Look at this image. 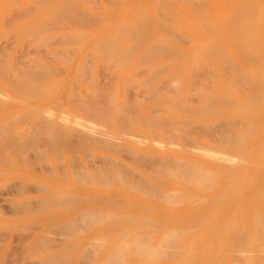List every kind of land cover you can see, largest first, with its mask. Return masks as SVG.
<instances>
[{"label": "rangeland", "instance_id": "obj_1", "mask_svg": "<svg viewBox=\"0 0 264 264\" xmlns=\"http://www.w3.org/2000/svg\"><path fill=\"white\" fill-rule=\"evenodd\" d=\"M36 1L37 0H0V60L3 59V60H1V62L2 63L5 62V63H3V65H1V62H0V68H1V66H3L1 69L5 68L4 69L5 71L0 70V72H2L3 74L6 72L4 75L2 73H0V92L4 93L5 97L3 98L4 95H2V98L6 99V100H0V150H1V146H2V150H3V151L2 150L0 151V156L1 155L3 156V157L2 156L0 157V264H42L43 262H44V264H46L45 262H47V264H49V263L50 264H59V263L60 264H67V262H70L68 264H79V263L80 264H84V263L88 264L92 261V259L94 257L95 258L93 259L92 263H90V264H100L101 262L102 263L104 261L106 262V260L109 259L108 257L112 256V254H111V256L109 255L111 253V250L113 252L112 257H114L115 252L112 248H115V247L122 248L123 252H124L125 248L121 247V244L124 242H126L127 247H130L131 252L133 251L135 253V256L133 254H131V256H126V258H124V260L120 261L121 264L123 261H124V264H126V263H128V264H140L139 262H141V264H186V263L187 264H214V263L215 264H232L234 259L231 258V256L233 255V254L231 255V253L233 252V250H234V252H236L235 249L237 250L236 247L234 248L233 243L236 242L234 244L236 245L238 243V246H239V244H240L239 242L242 243V242H245L246 240L250 241V239H247L248 233H250L249 229H248V232L246 230L247 233L245 232V234H244V232H243V234L245 236L244 235L241 236L242 233H240V236L244 237L243 239L246 238V240L243 241V239H242V241L238 242V239L236 238V237H238L239 232L244 231V229L248 228V226H247L248 222L247 221H249L250 219L248 216H245V214H246L245 212L246 211L252 212V214L254 216L252 219L253 220L252 222H255L257 220V222H255L256 227L252 228V235L253 236L256 237V235L261 231L260 229L264 228V0H204V1L198 0L200 4L202 3V6L199 3L197 4V2H198L197 0H196L197 1L196 6L194 5L195 4L194 0L192 3L190 1H187V0H181L184 3L179 2V1H175L176 4L172 3L171 0L170 1L168 0L172 4H175L174 7L172 5L173 8L170 7V3L166 0L165 2H168L169 4L165 3V7L167 6V8H171V9L164 8L162 6V4H164V2L161 4L162 7L160 5H158V3H156V2L159 0H116L117 2L114 0H99L100 2L98 0H90V1L89 0H68L69 2L67 0H66V2H65V0H50L48 2L46 0V3L47 2L48 3L45 4V2H44L45 5L42 7V5H43L42 2L44 1L43 0V1H39L42 3V5H41V3H39L40 6L37 5V7H39L38 9H37V7H35ZM70 1L73 3H71ZM104 1H106V2L108 1V2L106 3ZM111 2H112V4H111ZM161 2H162V0H161ZM177 2H179V3H177ZM105 3H106V5H105ZM118 3H120V4H118ZM182 3H183V5H182ZM115 4H116V6H115ZM58 5L60 7H58ZM71 5L76 6V9H75L76 14H74V12L70 11L71 9L74 10ZM78 5L80 7H77ZM157 5L159 6V8L161 10L163 8H164V10L166 9V11L163 10V13H160V15L163 14L162 17L165 15V13L171 12V16L172 15L173 16L170 17V19L172 18V22L174 21L173 24H171V20L168 18V16H170L169 14H167L168 16L165 20H166V23L169 20L170 24L168 26V23H169L168 22L166 28H164L165 26H163L165 24L164 17L160 18L161 16L159 17V15L158 16L156 15V18L158 19V17H159L160 19H162V20H160V23H161L160 25L158 23L159 21L154 22L155 25H158L156 27H155V25H153V22H151L152 23L151 24L149 21H147V18H148L147 15H149V16L152 15L149 18L156 20L154 14H158L157 12H159L160 9L159 8L157 9L155 7L157 10V11H155V8H153V6H157ZM33 6L35 8H33ZM64 6H65V9L67 11L65 9H62V8H64ZM67 6L71 7L70 10H68L69 8ZM98 7H100V8L98 9ZM201 7H204V8L201 9ZM23 8L26 11L29 10L30 12L28 11L29 13H27ZM27 8H28V10H27ZM31 8H33V9H31ZM58 8H60L61 11L60 10L58 11L57 10ZM18 9H19V11H18ZM53 9H54V11H52ZM188 9L191 10L192 13H194L193 11H195V9L197 11H200V12L202 11V12H204L203 14L206 16L203 15L204 18H202V19H201L202 14H200L201 17L196 16L195 14H193V15H195V16H193ZM8 10H10V11H8ZM12 10H13V12H12ZM14 10H16V11L14 12ZM31 10H32V12H31ZM62 10L65 12L66 15L64 14V12H62ZM51 11L52 12L58 11L57 13L54 14L57 16L56 17L52 16ZM61 12L64 15H62ZM66 12H68V13L70 12V14L68 15ZM77 12H78L79 21H78V19H76L77 18ZM160 12H162V11H160ZM15 13H17L18 15H20L22 13L23 16H25V17H26L25 14H27V17L26 18L21 17V15H22L21 14L20 18L18 17V15L15 16V18H14L13 15H16ZM48 13H50L51 15H49ZM58 13H59V15L61 13V15L59 16ZM71 13L74 14V18L76 19L75 23H73L74 18L72 19ZM144 13L146 14L145 16H147V18L144 16L145 17L144 20L146 19L147 23L145 26L143 25L145 28H143V26L142 27L140 26L141 28H143L142 29L143 32L145 33L144 29H146L148 22H149V24H151V26H153L151 28L155 27L156 30L158 29L157 31L153 29L154 31H156L155 35L158 34L157 32H159V33L162 32V34H158L159 35L158 37L155 35H153L151 37V34H146L147 36L149 35L148 37H146V38H149L148 41L144 37L145 35L143 36V32L140 33L141 30L139 31V29H138L139 26L135 27L133 25V24H137V23H140L139 25L144 24V23H142V20L140 19L141 17H143L142 15ZM47 14L49 15L48 17H47ZM91 14H92V16H90ZM197 15H199V14H197ZM65 16H68L69 18H67V20H66ZM83 16L85 18H83ZM16 17H18L19 19ZM53 17H55V19ZM60 17L62 18V21L60 20L61 19ZM80 17H82L83 20ZM95 17H96V19H93ZM5 18H7L8 21L7 20L5 21ZM9 18H10V20H9ZM56 18L59 20V22H58V20L56 21ZM70 18L73 21V22H71V20H70L71 24L68 21ZM11 19H14V20H11ZM91 19H93V20H91ZM63 20H65V21H63ZM144 20H143V22H144ZM43 21L49 22V24H47L48 25L47 27H45L44 23H41ZM76 21H78L79 23H76ZM128 21H131L132 24L130 23V28L126 27V30L128 31V29H129V31H130V30L134 29L133 30L134 32L133 31H131V32H133L135 34V31L137 29V31H139V33L142 35V38L143 39L145 38L144 40H146L145 44L142 43L143 39L141 37L140 38L142 40H140V38H139L138 43L136 42V40H133V42H134L133 45H135V44L139 45L140 41L142 44H144L141 47H138L139 49H137V47H135V46L131 47L130 46L131 43L129 44L128 41L125 40L126 37H127V39L129 37H133L134 36L133 34H128V35H130L129 37L126 35L123 38L121 37V35L119 36V34L118 35L115 34V32L117 33V30L115 29V27L118 29L117 26L120 25V27H121L124 24L125 25L127 24V26H128ZM161 21L162 22L164 21V22L162 23ZM85 22H87V24L84 26V24H82V23H85ZM10 23H12V24H10ZM202 23L206 24V27L204 25L205 29L202 28L204 30V32H202V33H204V35H203V38H200L198 36L199 34H197V33L202 31L201 29H200L201 31H199V29H198L200 27V25L203 26ZM8 24H9V26H8ZM40 24H41V26H39ZM42 24H44L43 25L44 27L42 26ZM52 24H55L56 26L54 27V25H53V27H52ZM75 24H81L82 26L81 25L77 26ZM178 24L182 27H179ZM29 25H31L32 27L37 25L41 29H43L44 34H45L44 36H42L43 31L41 29H38L39 27L37 28V26H36V28L39 31L41 30V33L39 34L40 35L39 38L34 36L35 38L41 39V41L39 40V44H37L38 41L35 42V39L33 41V38H34L33 35L38 34V32L37 33L35 32L37 29L36 30L32 29V28H30ZM161 26H163L164 29H161L162 28ZM27 27H29V29ZM51 27H52V29H51ZM63 27H65V28H63ZM44 28H46V33H45ZM53 28H54V30H53ZM66 28L70 29V31ZM175 28L176 29L178 28V30H176ZM206 28L208 29V31L206 30ZM26 29H27V31H30L32 29V34H33V35L31 34L32 37L27 36L26 35L27 32L23 33V31L25 32ZM47 29H49V30H47ZM64 29H66V30H64ZM166 29L168 31V34H167V31H165ZM33 30H34L35 34L33 33ZM51 30H53V31H51ZM153 30H151L149 32H153ZM163 30H164V32H163ZM171 30L172 31L174 30L173 33H175L176 35L178 34V35L175 36L174 34H171V32H172ZM67 31L69 32V34ZM73 31H76L79 33L73 34L74 33ZM127 31L125 33H129V31L128 32ZM108 32H109V34H107ZM119 32H120V30H119ZM146 32H148V30ZM80 33H81V35H80ZM165 33L167 34V36L163 35ZM23 34H24V36H23ZM54 34H56V35H54ZM120 34H121V32H120ZM169 34H170V37H169ZM61 35H63L61 38L65 37V36L67 38V36H68V38H70L74 42V44H71L72 41H70V39L68 41L67 40L68 38L66 40L60 39ZM102 35L104 38L107 35V38L112 39V40L113 39L115 40L116 38L120 37V39L118 40V41H120V44L123 47L126 46V49H129L128 51L123 52L124 53L123 56H125V54H127V53H128L127 57H128V55H130V53L135 54L134 57L132 55L131 59H129V57H130L129 56L128 60L118 58L117 56L113 57V60H115V61H116V59L117 60L122 59V60H120L121 62H124V63L127 62V64L124 66V69H122L123 66H119V65H117V68H116V65L113 61H112V63H114V67L110 66V64H111V63L109 64V62H111L110 59H109L110 61H108V60L102 61L106 57H107L106 59L109 58L108 56L111 54V52H114L113 51L114 48L111 52L108 51V54H105L104 52H102V53H104V55H102V53L97 54V53L92 52V50L94 49L93 46L97 49V52H99V50L102 49V47L100 45V43L102 44V41H103L102 40L103 37L101 38ZM115 35H116V37H114ZM123 35H125V34H122V36ZM160 35H162L163 37H161ZM172 35H173V38L175 36V38H174L175 40L172 39L174 41L170 40ZM94 36H96V37H94ZM27 37H28V39H26ZM71 37L75 40H73ZM137 37H139V36L137 35ZM184 37L189 42L192 40L191 41L192 43H187L186 41L183 42ZM187 37H189V38L191 37V40L188 39ZM201 37H202V35H201ZM31 38H32L33 42L30 41ZM78 38H80V40H78ZM134 38H135V36H134ZM181 38H183V39L181 40ZM23 39L25 40V42ZM106 39H105V41H107ZM123 39L125 41H123ZM157 39H162V40L157 41ZM90 40H91V42H89ZM50 41H51V43H50ZM57 41H59V43ZM62 41H63V43L65 41V43H64L65 46L62 45L63 44ZM66 41H67V44H66ZM110 41L111 40H109V42ZM130 41H132V40H130ZM155 41H156V43L159 44V46L158 45H155V46L160 47L161 44L164 45L163 49H161L162 48V45H161V48L159 49V53H161V54L167 53L168 55L166 57V55L163 54V56H165V57L160 58L161 54L155 52V53H157V55H159V57L158 56L157 57L160 59H158L157 57H154V55H152L155 60H152L151 63L148 62V65H149V67H151V69L149 71L147 70V72H143L141 69L148 67V65H146V67H145V65L142 64L143 66H141L140 61L142 58H144L143 56H141V54H144L145 50L147 51L148 46H150L151 49H154V48L156 49L157 47L153 46L154 45L153 43ZM175 41L176 42L180 41V42L176 43ZM53 42H55V43L57 42V43L55 44ZM76 42L78 44H75ZM112 42L113 41H111V43ZM29 43H30V46H28ZM95 43L98 45L96 46ZM45 44L47 45V47ZM112 44L109 43L108 47ZM23 45H24V47H23ZM48 45H50V46H48ZM127 45H129V46L127 47ZM103 46H104V43H103ZM165 46L168 48H166ZM120 47H117V49ZM76 48H78V49H76ZM74 49H76V50H74ZM82 49H83V52H82ZM106 49H107V47H106ZM135 49L137 51H135ZM201 49H203V50L205 49L204 52L205 51L206 52L202 53L203 51H201ZM49 50L51 52L53 50V52L51 53ZM54 50L56 51V53ZM64 50H67V52H65ZM69 50H71L72 52L70 51V53H69ZM123 50H125V49H123ZM149 50H150V48H148V51ZM62 51H63V53H62ZM94 51H96V50L94 49ZM199 51H200V53H199ZM60 53L62 54V56ZM215 53H217V55ZM63 54H65V55H63ZM95 54H96V56H95ZM116 54H118V53H116ZM145 54H146V52H145ZM151 54H153V53L150 52V55ZM178 54H180V55H178ZM206 54H208V55H206ZM195 55H196V57H195ZM86 56H90V58H88ZM118 56L120 57L122 55H118ZM213 56H215V57H213ZM51 57L53 58V60ZM153 57H151V58H153ZM48 58L52 62H50V61L48 62V60H49ZM101 58H103V59H101ZM139 58H141V59H139ZM149 58H150V56H149ZM45 59H46V61H45ZM59 59H61V60H59ZM67 59H68V61H67ZM100 59L102 62L100 61ZM144 59H142V61ZM197 59L200 61L197 62L196 61ZM93 60H94V62H93ZM137 60L139 61L138 64H140V66L138 65L139 67L136 68L137 70H135L134 69L135 67H133V65H134L135 61H137ZM36 61L38 62V64H37L38 66L35 65L36 63L34 64V62H36ZM82 61H83V63H82ZM120 61L118 62V64L120 63ZM194 61L197 62V63H195L197 65L196 69H195V67H193L195 65H193V66L191 65ZM215 61H217L218 63H216ZM84 62L88 63L90 66H88L87 64H84ZM29 63L30 64L32 63L33 65L32 64L30 65ZM101 63L103 65H101ZM39 64L43 65L46 70L47 69H51V70L53 69L54 70L56 68L57 70H59L58 72L61 71L59 74L60 75L62 74V75L60 76L58 74V76H57L58 72L55 75L54 73H52L53 71H51V74L49 75L50 78L47 77L48 79H45V81H47V82H45L43 78H46V77H43L44 75L42 74V72L44 73V71L41 70L42 71L40 74L41 77L38 76L41 79L38 78L39 79L38 81H39L40 85H41V83H43L44 84L43 86L42 85L40 86L39 84L38 85L34 84L35 80L32 82V85H35L36 88L32 85H30L29 86L30 88H29V87H27L28 85H24V84L20 85L19 83H17V84H19L20 87H22V88L24 87L23 89H26V87H27V90L30 89V91H31L30 94H32L33 97L35 94L37 97V98L34 97L35 99H33V97H32L31 98L32 100L31 99H25V98H23V96L26 94L25 92L27 90L26 91L24 90V92H23V89H22V91L19 90L20 87H18L19 89L18 88L16 89L15 85L13 86V84H16V82L10 80V77L12 76L11 74L13 73V71H15V73H17V74L21 73V77H24L25 76L24 71L26 69H29V68H26V66L28 67V65H30L32 70H34V68L35 69H39V68L44 69V67L39 66ZM145 64H147V63H145ZM179 64H180V66H178ZM86 65H87V67H86ZM32 66H34V67H32ZM88 67H89V70H86ZM132 67L135 71L131 69ZM152 67H155L157 70L155 71L154 69H152ZM162 67H163V71L158 70V69H162ZM6 68H8V69H6ZM17 68H19V71L23 69L24 70L23 73L21 71L18 73ZM61 68H64V69L66 68V69L64 70ZM91 68H92V71L90 70ZM98 68H100V69L98 70ZM147 69H149V68H147ZM8 70H10V71H8ZM102 70H103V73L105 71H109L110 76L108 74H106L107 72H105L104 76H103L102 72H100ZM110 70H111V72H110ZM139 70L142 71V73H140ZM151 70H153L158 75L157 76L155 74H152L153 76L155 75V81L153 80L154 77L150 76L151 72H153ZM193 70H194V72H193ZM76 71H77V73L82 74L83 78H82V75H79V74L77 75ZM82 71L86 72V73L83 74ZM191 71H192V73H195V75H194L195 77L193 75H191ZM54 72H56V70H54ZM9 73H10V75H9ZM45 74H47V72ZM52 74H54V76H52ZM131 74H132V79H130ZM201 74L204 76H202ZM190 75L193 76L194 79ZM47 76H48V74H47ZM129 76H130V78H129ZM136 76H137V78H136ZM148 76L151 77V81L153 80L154 82L152 81L150 83L149 82L150 80H147V79H150ZM197 76H200V78H197ZM201 76H202V78H201ZM5 78H7L9 80H7ZM87 78H88V80L91 78L90 80H93L94 83L91 84L92 81H90V80L88 81ZM143 79H145V80H143ZM204 79H206V80H204ZM12 80H14V79H12ZM72 80H74V82ZM101 80H103V82ZM7 81L9 82V84L7 83ZM16 81H19V79ZM51 81L53 83H51ZM95 81L98 82L99 84L98 83L95 84L96 83ZM141 81L142 82L148 81V83H149L148 85L150 88L148 86H146L147 83H145V82L142 83ZM138 82H141L144 86L143 85L141 86V84ZM190 82L192 83V86H190L191 85ZM10 83L12 84V86L10 85ZM45 83L46 84L50 83V84L46 85ZM72 83H73V85H72ZM100 83L102 85H105V88ZM160 83H161V86L159 85ZM204 83H205V86H204ZM196 84L197 85L200 84L202 86L201 87H199V85L195 86ZM98 85H99V89H100L99 91H97V89H95V88L93 89V87H95V86L98 88ZM108 85H110V86L108 87ZM16 86H18V85H16ZM178 86H179V88H177ZM193 86L195 87V90L197 91L196 93H195V91L194 92L192 91V90H194ZM13 87H14V90H12ZM72 87L73 88L76 87L77 90L79 88V93L84 98V101H83V99L80 98L81 96L78 95V93L75 94L77 91H76V89H73ZM100 87H102V88H100ZM147 87L149 89H147ZM190 87H192V89H190ZM70 88H72L71 89L72 91L70 90ZM157 88L158 89L160 88V89L157 90ZM202 88L204 90V91L202 90L203 91L202 92L203 98L200 97L199 99L200 100L203 99V102H204V100L206 101V103L204 102V106L206 104L207 105L206 107L208 109L205 107L206 109L204 108V110H205V112H207V113L209 112V113L205 114L204 111L202 110L203 112L201 114H203V115L201 116V114L200 115L198 114L200 112L189 113V111H188L187 112L188 115L185 114V112L187 110L184 112L183 111L180 112L185 106L186 107L190 106L191 108H193L197 105L199 106L198 103H200V101L197 100L198 101L197 102L195 100L198 99V90L202 89ZM35 89H38L37 92L40 91L41 96H39L40 93L38 95L36 94L37 92L33 93V91H36ZM161 89H164L165 92ZM170 89L172 90L173 94L170 93V91L166 92V90H170ZM175 89H177V90H175ZM178 89H179V91H178ZM189 89L192 91L193 94H190L191 91ZM205 89H206V91H205ZM17 90H19V93L18 92L16 93ZM94 90H95V92H94ZM30 91H28V92H30ZM128 91L132 92V95H130V98H129V94H131V93H129ZM173 91L174 92L176 91L177 93L176 92L174 93ZM21 92H22L23 96L20 95ZM102 92L104 94L103 95L101 94V97L97 96L99 93H102ZM109 92L111 95L115 93L112 96L110 95L111 98L108 97V98H110V100L113 99V100H111L114 102L113 108H114V106L117 107L115 109L116 112H117V109L119 108L118 113H120L119 111L122 110L123 114H121L122 112L120 114H118V113L115 114L113 111L112 112L115 114V116L121 115V116H119V119H121L122 116L124 115L123 118H125L127 121L125 119L123 120V118L121 120L126 121L124 123H129V121H130L129 126L132 125L130 128V131L134 132V135H136V132H137V134L139 133L140 139H143L141 137L142 133L146 134V131H147L146 125L144 123H146V124L148 123V121L151 118L150 116H152V117L154 116L152 118V120L155 121L156 120L155 117L157 116V114H158V116H157L158 119H160V118L165 119L166 118V121L168 124H170V122L172 124H174L172 127L176 126L178 129L183 128L185 131H189V129L190 130L192 129V130H194V133H197L199 131V129H202L203 131H206V132H204L206 135L211 134L213 139H210L209 136H207L209 138H205V140L207 141V144L212 146V148L216 147V149L211 150L212 152L215 151V153H216V151H218L216 155H218V154L220 155L221 152L224 153L223 156H221L222 154L220 156L218 155L220 158L219 160L221 161V159H222L221 164H223L224 167L229 168V170H230L229 176L222 174V173H219V172H217V174L215 176H212L211 179L214 180V182H216V180H218L217 183L212 184L213 186L211 189L212 190L211 193H213L214 197H213V199H208L204 203L206 206V211L210 212L211 209L217 210L216 214L214 215L215 221H216L214 228H212V227L211 228L197 227V226H195V224H194L195 222L193 220L188 222V223H181V221H174V223L177 226L174 223L169 224V222H167V219H169V214H167V212L165 211V208L162 205H158L157 207L154 206L153 208L145 207L144 208L145 211L142 207H134L132 210H128V211L98 212L99 211L98 206L93 203L91 206L93 208L90 207V211L93 210L94 211L93 213L97 216L99 213L102 214V220L105 219V216H106L105 214H107L109 212L108 214H110L111 216L110 215H109V217L106 216V218L108 217L110 219V217L112 218V215H114V216L116 215V217L120 216L121 218H126L127 215L128 216L132 215L133 217H128V219H126V220L130 219L129 221H132V222L130 224H124L123 223V224H115L114 226H112V225H108L106 223V220L105 221L103 220L102 223L100 222L101 223L100 224L99 222L96 221V219H95L96 217L94 216V214H92L94 216L95 221L99 224L95 223L96 224L95 225L93 223V225H94L93 226V225H91V222L89 220H85L86 221L85 224H87V225H85V224H83L84 221L82 220V217L79 218L80 215L77 218L82 220V221L79 220L80 221L79 225H81L82 227L79 228L77 226L78 224L73 225L74 223H70V222H76V223L78 222V219L76 220L75 218H76V215L78 214V212L80 211V209L76 206V201L70 197H68V200L70 203L67 202V204L65 205L64 202L68 201V200L64 201L66 199L64 197L65 195L62 194L61 196H59V195L57 196V194H55L56 191L53 189V187L54 188L59 187L64 183V179L62 176L63 170H61V172H60L61 166H62L61 169L62 168L65 169L64 172L66 173L67 170H69V171L72 170L69 166H71L73 164H75V167H73L74 165L72 166L73 171L74 172L75 171L80 172L79 171L80 166H82V168H83V166L85 165L87 167L93 168L94 165L95 166L98 165L97 167H100L99 166L100 163H101V165L104 163V161L100 160L101 158L103 159V157H101L102 156V150L100 147L106 145V143H104V144L102 143L101 146H99V150H98V148L94 149L93 147L95 144L94 143L95 140L92 139L91 143L92 144L94 143V144L91 146V145H89L90 142H88V141H90L91 138H89V140L87 138L89 135L88 132L92 131L91 129L95 130V128H96L95 126H97V124L100 123L101 125H104L103 122H100L97 119V116H98L97 114H99V112H100L101 114L106 115L105 112H107V109H108V111H110V109H109L110 107L108 105H109V102L111 103V101H109V99H107ZM126 92H128L129 94ZM87 93L89 95L91 94V96H94L95 99L94 100L90 99V98H92L90 96H88V97H90L88 99V97L86 95ZM96 93H98V94H96ZM30 94L28 93V98L31 96ZM153 94L157 95V97L155 96V98H151V97H153ZM184 94H185V96H183ZM124 96L126 97L127 101L125 100ZM134 96H136L137 99H134V98L132 99V97H134ZM179 96H183V97L178 98ZM10 99H12V100L14 99L13 101L16 100V102H13ZM79 100H80V102H79ZM89 100H91V102L92 101L93 102L91 103ZM106 100H108V102ZM128 100H130L129 103H128ZM133 100H136V102H133ZM168 100H169V103L167 104ZM85 101L89 102V103L85 104L86 103ZM101 101H103V102H101ZM122 101H123V103H122ZM137 101L139 103L140 102L141 103L139 104ZM179 101L180 102L183 101L182 103L184 104V106L182 104H179ZM189 101H192V102H189ZM81 102H83V103H81ZM126 102H127V104H126L127 106L122 105L123 109H120V107L122 108L121 104H124ZM130 102L132 103V105ZM214 102L216 103V105ZM97 103L100 106L99 105L97 106L96 105ZM78 104H80V105H78ZM92 104H93V106L95 105L96 108L97 107L100 108L102 106L103 107H109V108H103L102 107L101 110H99V108L98 109L95 108L93 110L94 107L92 109L90 108L92 110L91 112L95 111V113L94 112L92 113V117L94 116L99 121V123H98V121L96 122L95 119L93 120V118L90 117L91 112L89 113L90 109L88 107H90V106L92 107ZM82 105L86 106V107L84 108ZM111 105H112V103H111ZM128 105H130L131 107ZM77 107H78V109H77ZM80 107H82V108H80ZM155 107H157V109L153 110V108H155ZM30 108H32V109L30 110ZM33 108H34V110H33ZM75 108H76V110H75ZM113 108H112V110H113ZM126 108H128L127 111H126ZM180 108H182V109L180 110ZM37 109H39V110H37ZM86 109L88 111H86ZM131 109H133V111ZM45 110H46V112H45ZM158 111H160V112H158ZM81 112H82V114H81ZM112 112H111V115L107 113V115H108L107 118L110 115V117H109V119L111 118L110 120H112ZM124 112L127 113V115H129V116L125 115ZM211 112H212V114H211ZM42 113H43V116L45 117L44 119H43ZM85 113L87 114L86 115L87 117H85V120H82L83 119L82 116L85 115ZM37 115H39L40 117H38ZM88 115L90 118L88 117ZM46 116H47V118L49 116L50 119H47ZM74 116H76V118L78 117V118H82V119L78 120V118H77V120H78L77 121V120H75ZM130 116L133 118V120ZM37 117L40 118L41 120L38 119ZM129 117H130V119H129ZM146 117H148V118L150 117V118L146 119ZM86 118L87 119L89 118V120L91 119L90 122L92 121V123H93V121H95L97 123V124L95 123L96 125L93 123L95 125L94 126L95 128L94 127L89 128V126H93L92 123L89 126L87 124V127L90 131L87 130V127H84V124L86 126V123H89L86 121L87 120ZM115 118L118 119V117H115ZM135 118H137V119L135 120ZM183 119H185V121H186V119H190L193 121H192V123L190 122L191 124H189L187 126V124H183V121H184ZM74 120H75V123H73ZM141 120H142V122L140 124ZM207 120H208V122H207ZM176 121L179 124L184 125V127H182V125H179ZM47 122H51V123H47ZM201 122L203 123V125L198 126L197 123H201ZM149 123H151V122H149ZM74 124H76V125H74ZM106 124H107V122H106ZM42 125H44V126H42ZM82 125H83V127H82ZM110 125H111V123H110ZM59 126H62L64 129H66V127H67V130L70 129L72 131V134H68L69 139H68L67 135L66 136L62 135V134L61 135H62V137L65 136L64 138H62L63 140L66 141V143L64 141L65 144H67V142L68 143L70 142L73 144L70 145V143H69V144H67V146L65 145L66 150L65 149L63 150V148H65V147H64V145L60 144L61 142H63L60 138V135H59V138L52 137V135L54 136L56 134V136H58V134H57V132L56 133L54 132V134H52V132H51V136H50V137H52L51 139L54 140L55 142H58L59 140H61V141H59V145L63 146V147H60V150H59V146L57 145V143H55L56 147L58 146L57 147L58 151L54 147L55 148V155H52V154H54V150L52 147L54 144H52V146H51V144H50L51 139L49 140V138L47 136H45V135H47L45 133H49L52 130L58 131V128L59 129L61 128ZM144 126H145V128H144ZM192 126H196L195 129H193L194 127L191 128ZM56 127H58V128H56ZM71 127H73V128H71ZM97 127H99V126H97ZM107 127H109V125ZM111 127H115V125H112ZM116 127H117V124H116ZM206 127H207V129H206ZM225 127H226V129H228V131L225 129ZM29 128H31V130H29ZM34 128H36V129H34ZM63 128H62V130H63ZM80 128H81V130H80ZM82 128H84V129L86 128L85 131ZM197 128H199V129L196 130ZM47 129H49L50 131ZM75 129H76V132L74 131ZM99 129L100 128H98V129L96 128L97 133L99 132L97 134V136L100 135L101 129L100 130ZM230 129H231V131H230ZM143 130H145V131H143ZM195 130L197 132H195ZM207 130H208L209 134H207ZM225 130H226V132H225ZM28 131H30V132H28ZM209 131H211L212 133H210ZM43 132H45V133H43ZM82 132H84V133H82ZM215 132H217V133H215ZM220 132H221V134H220ZM222 132L223 133L225 132L226 135L228 133L227 137H225L226 135H223V137L221 136L222 138H220V136H218V134L222 135ZM29 133H30V135H29ZM33 133H35V134H33ZM92 133H94V131L90 132V135ZM190 133L192 134L193 132L191 131ZM230 133L233 135H231ZM205 134H204V137L206 136ZM229 134L231 136H229ZM94 135L96 136V132L93 134V136ZM213 135L215 138L213 137ZM136 136L138 137V135H136ZM136 136H133V139ZM96 137H94V138L97 140L98 138H96ZM229 137H232L233 140L228 139ZM233 137H235V138H233ZM139 138L138 139L135 138L134 141L137 142L136 141V139H137L138 140L137 143H140L141 141L139 142V140H140ZM225 138L227 141L225 142V145H222V143H224V142L221 143V140L223 139L225 141ZM84 139H86V140H84ZM79 141H80V144L83 146L84 150H82L78 146ZM228 141H230V142H228ZM74 142L78 143V145L75 144ZM216 143L218 146L216 145ZM19 144H21V145H19ZM232 144H233V146H232ZM16 145H17V147H16ZM73 145L74 146L76 145L75 147L78 146V148H79V151H77L78 152L77 155H76V153L74 154L73 152H76V150H78V148L75 150ZM88 145H89V147H88ZM28 146H30V147L28 148ZM70 146L73 148L71 149ZM69 148H70V150H67ZM23 150L26 153L20 152ZM50 150H52L53 153H52V151L50 152ZM207 150H209V147ZM194 151H196V150H194ZM61 152H62V154L60 155L59 153H61ZM42 153H44V154L42 155ZM56 153H57V155H56ZM70 153H72L71 156H70ZM73 154H74V156H73ZM87 154H89L88 156H90L91 158L93 156H95V157H93L95 159H93V160L91 158L87 159L88 158ZM90 154H92V156ZM120 154H121V152H120ZM122 154H123L122 157H124V159L121 157H118V158L128 162L130 157L127 156L129 159L126 160L127 157H125V156L129 155V154H127V153L125 154V152H122ZM81 155L84 156V158L87 160L88 163L85 161V159L83 157H81ZM234 155H235V157H234ZM25 156L27 159L24 158ZM75 156L78 158H76ZM96 156H99L100 158L96 157ZM236 156H238V157H236ZM60 157L63 160V163H62V160L60 162V160H59ZM69 157L70 158L73 157L74 161H76L77 159L80 161L79 170H78V162L79 161L77 160L76 161L77 163H75L74 161H70ZM46 158H47V160H46ZM57 158H58V162L56 161ZM108 158L111 159V161H112L113 155L111 154V152H110V155H108V157H106V161H109ZM24 159L26 160L25 162H24ZM38 159H40V161ZM229 159H232V160H229ZM1 160L5 164H3L1 162ZM42 160L44 163H40ZM44 160L48 161L49 163L45 162ZM223 160H229L230 162L228 163V161H223ZM55 161L57 163H55ZM27 162H28V164H25ZM30 162H31V164H30ZM89 162H90V165H93V167L89 166ZM234 164H236V165L234 166ZM59 165H60V167H59ZM14 166H15V168H14ZM205 168L209 169V168H211V166L209 167V165L207 166V163H205ZM232 168H233V170H232ZM57 171L60 174L62 173L61 174L62 177L60 176V174ZM73 171H71V172H73ZM47 172L48 173L53 172L51 175H53L54 177H52L51 175H47L48 174ZM160 178L165 179L167 177L165 176V174H163V175L161 174ZM78 183H80V182H78ZM39 184L40 185L42 184V185L39 187ZM43 186L45 187V189L47 187H51V188L45 190V189H43L44 188ZM41 190H43V191H41ZM69 191H71V193H73L72 190H69ZM223 195H224V197H222L221 199L218 198L219 196L221 197ZM62 196H63L64 200H60ZM82 196H84V195H82ZM50 197H54V199L56 198L57 200H55V201H58V200L62 201L61 206L60 205L58 206V204H60V203L57 204V202H56L57 205L55 204L56 207L53 206L54 204H51L50 205L51 207L48 206L47 204H50V201H51V203L52 202L55 203L53 198L50 199ZM49 199H50V201H49ZM43 200H45V201H43ZM213 200H215V201H213ZM236 200H238V201L235 202ZM60 201H58V202H60ZM71 201H72V203H71ZM42 202H44V203H42ZM63 203H64V205H63ZM97 204H98V202H97ZM235 204H237V205H235ZM39 206H40V208H39ZM86 207H89V206H84V208H86ZM146 209H148V210L146 211ZM243 210L245 212H243ZM30 211H32V213ZM35 211H36V213H34ZM86 211H88V210H86ZM24 213H26V214H24ZM230 215L233 217L228 218V217H230ZM100 218L98 219L99 221L101 220ZM243 218L246 220V221L244 220L243 225L242 224H238V225L236 224V225L231 226L230 223L233 220L239 221ZM133 220H135V221L133 222ZM68 221L70 224L67 223ZM142 221H144V222H142ZM152 221H154V222H152ZM258 221H260L262 223H260ZM136 223H138V225ZM257 223H260L261 225L257 224ZM256 224L258 226H260V229H259V227H257ZM88 225H91V227H89ZM74 226H77L78 229H76L77 227L75 228L76 230L72 229V228H74ZM86 226H88V228ZM145 226H147V227L149 226V228L143 230L142 228H145ZM67 228H69L68 229L69 231L67 230ZM137 228L141 232H139V230H137ZM153 228H155V229L152 230ZM242 228H243V230H242ZM256 228H257V231L254 230ZM79 229H81V230H79ZM135 229L137 231H134ZM174 229H175V231H174ZM70 230L71 231L75 230V231L72 233V232H70ZM170 230L172 232H174L173 235H171V232H169ZM258 230H259V232H258ZM124 231H125V233L118 235L119 232L122 233ZM262 232H264V230H262ZM134 233H135V235H134ZM164 233L168 234V235L170 234L169 238H170L171 242L173 241V244L171 246L174 248V250H175L174 245L175 244L177 245V240L180 239V242L179 241L178 242L182 243V245L179 244L176 246V248H178V250H179L177 252V254H175L176 252H174V254L172 253L169 255L168 254L169 251L167 252L168 256L171 257V255H173L172 257H174V258H172L171 260L169 257L167 258V256H166L167 254L164 255V257L166 256L165 259H167V260H164L163 255H161L164 253H160V251L157 249L160 253L159 256L162 257L163 260L159 257V259H160V260L158 259L159 262L155 263L154 262V260H155L154 256H155V254L158 255V251L155 249H156V247L157 248L160 247V246L158 247L157 244H158V242H161L160 241L161 237H163L162 240H164L165 239L164 237L167 236V235L164 236L163 235ZM180 233L181 234L186 233V234H184V236L182 237V235ZM146 234H148V236ZM41 235L44 239L40 238ZM139 235H143V236H139ZM145 235L147 236L146 237L147 240H148L149 235H151V239L149 237L150 240L147 241V245L150 244L149 245L150 249L152 247L154 249H151L152 252L149 253L150 254L149 255L147 253V251H145L146 246H147L145 244V250L144 251L150 256L151 259H152L151 256H153L154 260L153 259L152 260L154 263H152V261H149L150 259L149 260L147 259V257H149V256L148 255L146 256L145 252L144 253H145L146 257H144L143 251H142V253H143L142 259L141 258L139 259V257L137 256V254H138L137 250L140 249V246H139V249H137L138 248L137 244H139V243H137L135 240H137L139 237H140V239L142 237L145 238ZM176 235H178V236H176ZM259 235L260 234H258L257 235L258 237H256L258 239L253 237L252 239H254V240H251V242H249V243L246 242L245 243L246 245L244 244L245 246L242 244L244 246L243 249L246 250V252H245L244 250L241 249L242 251H244L243 252L244 255L248 256V255H251V253H253V255L250 256V258L252 260L254 259L252 264H259L260 262H262V264H264V258L261 257L262 255H264V248H263L264 247V242H263L264 238L262 237V234L260 236ZM116 236L117 237L121 236V238L117 239ZM126 236L128 238H126L123 242L122 240ZM136 236H139V237L135 238ZM173 236L177 237V238L180 237V238L176 240V238L174 239ZM122 237H123V239H122ZM229 237H230V239H229ZM133 238L135 239L134 245H133V243H131L133 241ZM144 238H143V240L146 239V238L145 239ZM171 238L174 240H172ZM61 239H64V240H61ZM99 239L104 240L103 246H101L102 240L99 241ZM119 239H121V243L119 242ZM224 239L229 240V241L225 240V242H224ZM235 239L237 241H235ZM239 239H241V238L239 237ZM260 239L262 242L259 241ZM112 240H114V241H112ZM256 240L258 241L257 243L260 242V243H263V245L259 246L260 243L256 244ZM41 241H44V242H41ZM45 241H47V242H45ZM117 241H118V245H120V246H117V243H116ZM192 241H194L193 244L191 243ZM112 242H114V245L113 244L111 245ZM140 242L142 243L143 241H140ZM163 242H165V240ZM171 242L168 241L165 244V246L168 245V246H166V247H168V250H171V249L173 250V248H171L169 245ZM174 242H175V244H174ZM223 242H224V244H223ZM42 243L45 245L42 246L43 245ZM74 243H76V244H74ZM98 243H100L101 245L100 244L98 245ZM190 243H191V246H190ZM39 244H40V246H39ZM48 244H49V246H48ZM50 244L53 246L58 245V244L59 245L56 246L55 249H53L52 248L53 246L51 247ZM88 244H89V246H88ZM94 244L96 245V247H94L95 246ZM126 244H124L123 246H125ZM128 244H129V246H128ZM188 244L193 249L192 251L190 250L191 252L187 251L188 249H191V248H189ZM62 245H64V246L69 245V248H68V246L64 247ZM70 245H71V247H70ZM132 245L133 246L136 245V248H133ZM161 245L164 246V243H162ZM242 245L240 244L241 247L240 246L239 247L242 248ZM249 245H251V246H249ZM100 246H101V249H100ZM232 246L234 249L229 250V247L231 249ZM44 247H47V248H44ZM48 247H51L52 249L48 248ZM62 247H64L65 249L64 248L62 249ZM86 247L88 249H86ZM141 247H144V246H141ZM162 247H161V249H163ZM166 247L164 249H167ZM245 247L246 248L248 247V248L246 249ZM257 247H259V248H257ZM39 248L42 250V252ZM89 248H90V250H89ZM95 248H96V250L100 249V250H98V254H94V252H96L94 250ZM35 249H37V250H35ZM85 249H86V252H85ZM128 249L129 248H126V252H124V253H127ZM134 249L136 250V252L134 251ZM148 249L149 248H147V250ZM239 250L236 253L238 255L240 254V256H243L241 254L242 251L239 252ZM32 251L33 252L35 251V252L33 253ZM58 251L60 254H58ZM89 251H91V253ZM115 251L117 252V256H119L118 252L119 253H120V251L122 252V250L119 251V249H116ZM139 251H140L139 253L142 254L141 250H139ZM150 251H148V252H150ZM166 251L164 250L162 252L166 253ZM260 251L263 253H259ZM129 252L126 255H128ZM153 252H154V254H153ZM187 252H188V255H186ZM28 253H30L31 255ZM55 253H57V254H55ZM212 253H213V256L211 257ZM236 253L234 254V257L236 255ZM54 254L56 256V259H55V256H53ZM140 254H138V255L140 256ZM91 255L93 258L91 257ZM120 255H121V253H120ZM174 255H176V256H174ZM185 255H186V257H185ZM87 256H90V258H92V259H88ZM256 256H258V259ZM60 257L63 258V260H61ZM64 257H65V259H64ZM82 257L88 259L87 263L83 262L86 259L83 260ZM124 257H125V255H124ZM155 257H157V256H155ZM49 258L50 259L52 258V261H48ZM78 258L81 260H79ZM237 258H238V256H237ZM239 258L235 259V261L236 260L240 261L242 259L243 261L241 260L242 261L241 264L242 263L245 264L244 259H243L244 257H242L240 259ZM71 259H72V261H70ZM120 259H123V257L120 256ZM229 259H231V260H229ZM259 259H261V260H259ZM89 260H91V261H89ZM114 260L111 259L110 263H111V261H113L112 264L119 263L118 258H117L118 261L117 260L114 261ZM156 260H157V258H156ZM228 260L231 262L229 263ZM60 261H62V262H60ZM106 263L108 264V261ZM239 263L240 262H238V264ZM233 264H235V262H233Z\"/></svg>", "mask_w": 264, "mask_h": 264}, {"label": "bare ground", "instance_id": "obj_2", "mask_svg": "<svg viewBox=\"0 0 264 264\" xmlns=\"http://www.w3.org/2000/svg\"><path fill=\"white\" fill-rule=\"evenodd\" d=\"M39 1H43V0H37L35 3V7H37V5H39V3H41V2H39ZM48 2L50 1V0H47ZM68 1V0H67ZM90 1V0H89ZM99 1V0H98ZM114 1H116V0H114ZM160 1V2H159ZM159 1H157L156 3H158V5H160L161 6V4L164 2V4H162V6L164 7V8H167V6L165 7V3H167V4H169L170 3V7L171 8H173L174 6H175V4H176V2L175 1H179V2H183V1H181V0H171V2L172 3H175V4H172L171 2H169L168 0V2H165L166 0H162V2H161V0H159ZM187 1H190L191 3L193 2V0H187ZM195 1V6H196V2L198 1H196V0H194ZM199 1H201V0H199ZM199 1L197 2V4L199 3ZM202 1H204V0H202ZM38 2V3H37ZM44 2H45V4H47L46 3V0H44L42 3H43V5H42V3H41V5H42V7L45 5L44 4ZM65 2H66V0H65ZM69 2V1H68ZM71 2V1H70ZM79 2V1H78ZM88 2V1H87ZM100 2V1H99ZM98 2V3H99ZM104 2H106V1H104ZM108 2V1H107ZM106 2V3H107ZM117 2V1H116ZM179 2H177V3H179ZM206 2V1H205ZM71 3H73V2H71ZM89 3V2H88ZM106 3H105V5H106ZM184 3V2H183ZM183 3H182V5H183ZM190 3V4H191ZM68 4V3H67ZM76 4V3H75ZM111 4H112V2H111ZM118 4H120V3H118ZM117 4V5H118ZM200 4V3H199ZM204 4V3H203ZM7 5V4H6ZM92 5V4H91ZM157 5V6H158ZM172 5H173V7H172ZM185 5V4H184ZM192 5V4H191ZM201 6H202V3L200 4ZM205 5V4H204ZM40 6V5H39ZM72 6V8L74 9V10H70V8L71 7H68L67 9L68 10H70V11H72V12H74V14H76V6L74 5H71ZM97 6V5H96ZM115 6H116V4H115ZM157 6H153V8H159V6L157 7ZM161 6V7H162ZM24 7V6H23ZM34 6H33V8H35ZM58 7H60L59 5H58ZM77 7H80L79 5L77 6ZM93 7V6H92ZM114 7V6H113ZM198 7V6H197ZM25 8V7H24ZM23 8V9H24ZM29 8V7H28ZM28 8H27V10H28ZM33 8H31V9H33ZM39 7H37V9H38ZM100 7H98V9H99ZM110 8V7H109ZM156 8H155V11H157L156 10ZM164 8L161 10L160 8V10H159V12H157L158 14H154L155 15V18H156V15L158 16L159 15V17L160 18H163L164 17V21H165V24L163 25V26H165L164 28H166V26H167V23H168V26H169V24H170V21L168 20V22L166 23V18H167V14H169L170 16H168V18L170 19V17H172L171 16V12L169 13H165V15L162 17V15H160V13H163V10H164ZM171 8H167V9H171ZM202 8H204V7H201V9ZM62 9H65V6H64V8H62ZM107 9V8H106ZM105 9V10H106ZM194 9V8H193ZM197 9V8H196ZM195 9V11H193L194 13H192V11L191 10H189L190 11V13L193 15V14H195L196 16H199V17H201V15L200 14H202V17H201V19L202 18H204V16H206V15H204L203 13L204 12H200V11H197ZM199 9V8H198ZM206 9V8H205ZM25 10V9H24ZM41 10V9H40ZM58 11L60 10L61 11V9L60 8H58L57 9ZM66 10V9H65ZM81 10V9H80ZM8 11H10V10H8ZM16 10H14V12H15ZM18 11H19V9H18ZM17 11V12H18ZM26 11V10H25ZM29 11V10H28ZM28 11H26L27 13H29ZM52 11H54V9L52 10ZM51 11V12H52ZM57 11V12H58ZM67 11V10H66ZM84 11V10H83ZM160 11H162V12H160ZM164 11H166V9L164 10ZM12 12H13V10H12ZM31 12H32V10H31ZM34 12V11H33ZM50 12V13H51ZM56 11L55 12H52V16H57V15H54L55 13H57ZM62 12H64L63 10H62ZM61 12V13H62ZM80 12V11H79ZM87 12V11H86ZM98 12V11H97ZM198 12V13H197ZM200 12V13H199ZM19 13V12H18ZM50 13H48L49 15H51ZM61 13H60V15H61ZM68 15L70 14V12L68 13V12H66ZM156 13V12H155ZM199 14V15H197V14ZM14 14V13H13ZM16 15H13L14 16V18H15V16H17L18 14L17 13H15ZM22 14V13H21ZM20 14V15H21ZM47 14V17L49 16ZM64 14H65V12H64ZM63 13H62V15H64ZM72 14V19L74 18V14L73 13H71ZM81 14V13H80ZM86 14V13H85ZM11 15V14H10ZM20 15H18V17L20 18ZM26 15V17H27V14H25ZM58 15H59V13H58ZM59 15V16H60ZM66 15V14H65ZM84 15V14H83ZM146 14L144 13L142 16L143 17H141L140 19L142 20V23H144V24H142V25H139L140 23H137V24H133L135 27H138V29H139V31H140V33H142L143 32V28H145L144 26L146 25V23H147V21H149L150 23L151 22H153V25H155V21H159L158 23H159V25L161 24L160 23V20H162V19H160L159 17H158V19L156 18V20H154V19H152V18H149L150 16H152V15H147L148 16V18H147V16H145ZM195 15H193V16H195ZM204 15V16H203ZM76 16V15H75ZM82 16V15H81ZM90 16H92V14L90 15ZM147 18V21H146V19L144 20V18L145 17ZM179 16V15H178ZM18 17H16V18H18ZM21 17H24V18H26L25 16H23V14L21 15ZM55 17H53L54 19H55ZM62 17V16H61ZM60 17V18H61ZM87 17V16H86ZM18 18V19H19ZM59 18V17H58ZM63 18V17H62ZM62 18L60 19L61 21H62ZM67 18H69L68 16H65V19L67 20ZM81 19H82V17H80ZM83 18H85L84 16H83ZM209 18V17H208ZM17 19V20H18ZM76 19H78V12H77V18ZM75 18H74V22L71 20V18L68 20L69 22H70V20H71V22H73V23H75V20H76ZM93 19H96V17L95 18H93ZM93 19H91V20H93ZM7 20V18H5V21ZM9 20H10V18H9ZM11 20H14V19H11ZM58 19L56 18V21H57ZM83 20V19H82ZM88 20V19H87ZM140 20V21H141ZM143 20H144V22H143ZM152 20V21H151ZM154 20V21H153ZM171 20V24H173V22H172V18L170 19ZM8 21V20H7ZM63 21H65V20H63ZM78 21H79V19H78ZM78 21H76V23H79ZM112 21V20H111ZM163 21V22H164ZM10 22V21H9ZM58 22H59V20H58ZM68 22V23H69ZM71 22H70V24H71ZM92 22V21H91ZM99 22V21H98ZM149 22H148V24H149ZM162 22V21H161ZM162 22V23H163ZM207 22V21H206ZM8 23V22H7ZM13 23V22H12ZM12 23H10V24H12ZM41 23H44L45 24V27H47L48 25L47 24H49V22H41ZM67 23V24H68ZM72 23V24H73ZM95 23V22H94ZM97 23V22H96ZM130 23H131V21H128V26H127V24L125 25H123V26H121L120 27V25L119 26H117L118 27V29L115 27V29L117 30V33L115 32V34L116 35H118L119 34V36L121 35V37L123 38L124 36H130V35H128V34H133L134 36H135V38H134V36L133 37H129L128 39H127V37L125 38V40L126 41H128V43L130 44L131 43V47H137V49H139L138 47H141L142 45H144L145 44V41L146 40H144L146 37H148L146 34H151V37L153 36V35H155V32L158 30H156L155 29V27L156 26H158V25H155V27L154 28H151V27H153V26H151V24H147V26H146V29H144V31H145V33L143 32V36L145 37L144 39L142 38V35L139 33V31H137V29H136V31H135V34L133 33L134 31V29L133 30H130L129 31V29H128V31H129V33H125L127 30H126V27H129L130 28ZM136 23V22H135ZM157 23V22H156ZM44 24H42V26L44 25ZM82 24H84V26L87 24V22H85V23H82ZM108 24V23H107ZM132 24V23H131ZM53 25H54V27L56 26L55 24H52V27H53ZM75 25H81V24H75ZM144 25V26H143ZM179 25V24H178ZM202 25L203 26H201L200 25V27L198 28L199 29V31H201V32H198L197 34H199L198 36L200 37V38H203V35H204V33H202V32H204V30L203 29H205L204 28V25H205V27H206V24H203L202 23ZM8 26H9V24H8ZM11 26V25H10ZM13 26V25H12ZM30 26V28H32V29H37L39 26H41V24L39 25V26H37V28H36V26H34V27H32L31 25H29ZM71 26V25H70ZM82 26V25H81ZM90 26V25H89ZM143 26V28H141V27ZM163 26H161L160 28L161 29H164L163 28ZM44 27V26H43ZM52 27H51V29H52ZM124 29H123V28ZM133 27V26H132ZM179 27H182V26H180L179 25ZM28 29H29V27H27ZM63 28H65V27H63ZM81 28V27H80ZM121 28V29H120ZM141 28V29H140ZM158 28V27H157ZM169 28V27H168ZM167 28V29H168ZM189 28V27H188ZM203 28V29H202ZM32 29L30 30V31H27V29H26V31L24 32L23 31V33H26V35L27 36H31L32 37ZM38 29H41L40 27L38 28ZM36 30L35 32L37 33L38 32V36L37 35H33V37L35 36V37H40V33H41V30L43 31V29H41L40 31L39 30ZM66 29H68V28H66ZM66 29H64V30H66ZM83 29V28H82ZM114 29V30H115ZM150 29V30H149ZM156 30V31H154V30ZM167 29L165 30V31H167ZM176 29V28H175ZM174 29V30H175ZM201 29V30H200ZM44 30H45V33H46V28H44ZM47 30H49V29H47ZM53 30H54V28H53ZM53 30H51V31H53ZM57 30V29H56ZM69 31H70V29H68ZM119 30H120V32H121V34H120V32H119ZM148 30V32H146ZM151 30H153V32H149V31H151ZM173 30V31H174ZM176 30H178V28L176 29ZM175 30V31H176ZM206 30L208 31V29L206 28ZM60 31V30H59ZM63 31V30H62ZM127 31V32H128ZM131 31H133V32H131ZM172 31V30H171ZM173 31L171 32V34H174L175 36H177L175 33H173ZM206 31V32H207ZM30 32V33H29ZM35 32H34V30H33V33L35 34ZM68 32V31H67ZM74 32V33H73ZM72 33L73 34H75V33H79V32H76V31H73ZM102 32V31H101ZM124 32V33H123ZM163 32H164V30H163ZM211 32V31H210ZM43 34H42V36H44L45 34H44V31L42 32ZM113 33V32H112ZM158 34H162V32L161 33H159V32H157ZM32 34V35H31ZM68 34H69V32H68ZM107 34H109V32L107 33ZM122 34H125V35H123L122 36ZM158 34H156L155 36H159ZM167 34H168V31H167ZM167 34L165 33V34H163V35H165V36H167ZM202 35V37H201V35ZM54 35H56V34H54ZM80 35H81V33H80ZM116 35L114 36V37H116ZM137 35L139 36V37H137ZM23 36H24V34H23ZM63 35H61L60 36V39H67L68 38V36H67V38H66V36L65 37H63V38H61ZM97 36V35H96ZM96 36H94V37H96ZM161 37H163L162 35H160ZM175 36H174V38H175ZM33 38V41H34V39H35V42H37V44H39V40L41 41V39H38V38ZM51 37V36H50ZM98 37V36H97ZM103 37V35L101 36V38ZM143 39H141V38ZM169 37H170V34H169ZM59 38V37H58ZM72 38V37H71ZM83 38V37H82ZM107 35H106V37L104 38H102V44L100 43V45H101V47H102V49H100L99 50V52H97V49L93 46V48L96 50V51H94V49L92 50V52L93 53H102V52H104L105 54H108V51H112L113 50V48H114V52H111V54L108 56L109 58L108 59H106V58H104V60H102V61H106V60H108V61H110L111 60V62H109V64H110V66H113L114 67V63H115V65H116V68H117V65H119V66H123L122 67V69H124V66L127 64V62H121L120 60H122V59H126V60H128V57H129V59H131V57H132V55H133V57L135 56V54H132V53H130V55H128V57H127V54H125V56H123L124 55V53L123 52H126V51H128L129 49H126V46H122L121 44H120V41H118L119 39H120V37L119 38H116L115 40L113 39H109V38H107ZM111 38V37H110ZM133 38V39H132ZM140 38V40H142V43H144V44H142L141 43V41H140V43H139V45L137 46L136 44L135 45H133L134 44V42H133V40H136V42L138 43L139 42V39ZM154 38V37H153ZM173 38V35H172V37H171V39L170 40H172V39H174ZM188 39H190L191 40V37L189 38V37H187ZM26 39H28V37L26 38ZM37 39V40H36ZM69 39L70 38H68L67 40L69 41ZM73 39V38H72ZM105 39L108 41H105ZM147 39V41H148V39L149 38H146ZM168 39V40H169ZM183 38H181V40H182ZM24 40V39H23ZM49 40V39H48ZM73 40H75V39H73ZM78 40H80V38H78ZM100 40V39H99ZM109 40H111V41H113L112 43L114 44H112L111 43V41L109 42ZM124 39H123V41H125ZM130 40H132V41H130ZM159 40H162V39H157V41H159ZM175 40V39H174ZM174 40H172V41H174ZM30 41H32V38L30 39ZM32 41V42H33ZM70 41H72L71 39H70ZM118 41V42H117ZM144 41V42H143ZM187 42V43H192L191 41L189 42V41H187V39L184 37V41L183 42ZM24 42H25V40H24ZM34 42V43H35ZM58 43H59V41H57ZM56 42V43H57ZM89 42H91V40L89 41ZM106 42V43H105ZM176 42V41H175ZM177 42H180V41H177ZM176 42V43H177ZM182 42V41H181ZM33 43V44H34ZM50 43H51V41H50ZM53 43H55V42H53ZM52 43V44H53ZM55 43V44H56ZM62 43H63V41H62ZM61 43V44H62ZM64 43H65V41H64ZM64 43L62 44L63 46H65L64 45ZM103 43H104V46H103ZM109 43L110 44H112V45H110L109 47H108V45H109ZM150 43V42H149ZM36 44V45H37ZM66 44H67V41H66ZM69 44V43H68ZM71 44H74V42L72 41V43ZM70 44V45H71ZM75 44H78L77 42L75 43ZM80 44V43H79ZM92 44V43H91ZM96 44V43H95ZM107 44V45H106ZM118 44V45H117ZM141 44V45H140ZM154 45L153 46H155V45H158L159 46V44L158 43H156V41L153 43ZM179 44V43H178ZM186 44V43H185ZM46 45V44H45ZM59 45V44H58ZM98 44H96V46H97ZM99 45V46H100ZM162 45V44H161ZM161 45H160V47H158V46H155V47H157L155 50L154 49H151V47L150 46H148L147 47V51L145 50V52H146V54H145V52H144V54H141V56H143L144 58H142L141 56V58L142 59H144L143 61H142V59L141 58H139V59H141V61H140V63H141V66H143L142 64H144L145 65V67H146V65H148V62L149 63H151L152 62V60H155L154 59V57H159V55H157V53H159V49L161 48ZM28 46H30V43H29V45ZM38 46V45H37ZM48 46H50V45H48ZM107 47V49H106V47ZM115 46V47H114ZM121 46V47H120ZM129 45H127V47H128ZM164 45H162V48L161 49H163L164 47H163ZM23 47H24V45H23ZM39 47V46H38ZM46 47H47V45H46ZM117 47H120V48H118L117 49ZM166 47V46H165ZM27 48V47H26ZM84 48V47H83ZM112 48V49H111ZM116 48V49H115ZM125 49V50H123V49ZM148 48H150V50L148 51ZM166 48H168V47H166ZM165 48V49H166ZM211 48V47H210ZM49 49V48H48ZM76 49H78V48H76ZM76 49H74V50H76ZM87 49V48H86ZM106 49V50H105ZM146 49V48H145ZM40 50V49H39ZM51 50V49H50ZM49 50V51H50ZM105 50V51H104ZM134 50V49H133ZM144 50V49H143ZM142 50V51H143ZM153 50V51H152ZM205 50V49H204ZM204 50L203 49H201V51H203L202 53H205L204 52ZM209 50V49H208ZM55 51V50H54ZM65 52H67V50H64ZM70 51L71 50H69V53H70ZM118 51V52H117ZM122 51V52H121ZM135 51H137L136 49H135ZM161 51V50H160ZM218 51V50H217ZM216 51V52H217ZM51 52V51H50ZM52 52H53V50H52ZM51 52V53H52ZM61 52V51H60ZM72 52V51H71ZM75 52V51H74ZM82 52H83V49H82ZM118 53V54H116V53ZM120 52V53H119ZM133 52V51H132ZM150 52L151 53H153V54H151L150 55ZM155 52H157V53H155ZM177 52V51H176ZM55 53H56V51H55ZM54 53V54H55ZM59 53V52H58ZM62 53H63V51H62ZM104 53H102V55H104ZM113 53V54H112ZM143 53V52H142ZM155 53V54H154ZM199 53H200V51H199ZM61 54V53H60ZM74 54V53H73ZM89 54V53H88ZM91 54V53H90ZM149 54V55H148ZM159 54H161V53H159ZM163 54L164 53H162L160 56V58H164L165 56H163ZM216 55H217V53H215ZM63 55H65V54H63ZM68 55V54H67ZM72 55V54H71ZM118 55H122V56H118ZM147 55V56H146ZM152 55H154V57L152 56ZM156 55V56H155ZM164 55H166V57H167V53H165ZM178 55H180V54H178ZM201 55V54H200ZM206 55H208V54H206ZM57 56V55H56ZM61 56H62V54H61ZM95 56H96V54H95ZM111 56V57H110ZM115 56H117L118 58H122V59H116V61L115 60H113V57H115ZM149 56H150V58H149ZM86 57H88V58H90V56H86ZM100 57V56H99ZM151 57H153V58H151ZM157 57V58H158ZM195 57H196V55H195ZM194 57V58H195ZM200 57V56H199ZM213 57H215V56H213ZM5 58V57H4ZM37 58V57H36ZM35 58V59H36ZM52 58V57H51ZM68 58V57H67ZM96 58V57H95ZM112 58V59H111ZM148 58V59H147ZM160 58H158V59H160ZM170 58V57H169ZM210 58V57H209ZM49 59V58H48ZM47 59V60H48ZM62 59V58H61ZM61 59H59V60H61ZM101 59H103V58H101ZM101 59H100V61H101ZM110 59V60H109ZM200 59V58H199ZM216 59V58H215ZM1 60H3V59H1ZM1 60H0V62H1ZM52 60H53V58H52ZM137 60V61H138ZM149 60V61H148ZM157 60V59H156ZM214 60V59H213ZM32 61V60H31ZM35 61V60H34ZM45 61H46V59H45ZM50 61V59L48 60V62ZM58 61V60H57ZM67 61H68V59H67ZM66 61V62H67ZM101 61V62H102ZM112 61L114 62V63H112ZM120 61V63L118 64V62ZM137 61H135V63H134V65H133V67H135L134 69L135 70H137L136 68H138L139 66H140V64H138L139 63V61L137 62ZM146 61V62H145ZM197 62L198 61H200V60H196ZM196 61H194L191 65L193 66V65H195V66H193V67H195V69H196V67H197V65L195 64V63H197ZM47 62V63H48ZM50 62H52V61H50ZM91 62V61H90ZM93 62H94V60H93ZM131 62V61H130ZM143 62V63H142ZM216 63H218L217 61H215ZM3 63H5V62H3ZM3 63L1 62V65H3ZM36 63V64H35ZM46 63V64H47ZM65 63V62H64ZM82 63H83V61H82ZM92 63V62H91ZM122 63V64H121ZM129 63V62H128ZM145 63H147V64H145ZM183 63V62H182ZM30 64V63H29ZM32 64V63H31ZM30 64V65H31ZM34 64L35 65H37L38 64V62L36 61V62H34ZM84 64H87L88 66H90L88 63H85L84 62ZM108 64V63H107ZM106 64V65H107ZM137 64V65H136ZM5 65V64H4ZM16 65V64H15ZM30 65H28V67L26 66V68H29V69H26L25 71L22 69V70H20L22 73H23V71H24V74H25V76L24 77H21V73H19L20 71H19V68H17V71H18V73L20 74H17V73H15V71H13V73L11 74L12 76L10 77V80L11 81H15L16 82V84H13V86L15 85V87H16V89L18 88V87H20L19 86V84L20 85H22V84H24V85H28L27 87H29L30 85H32V82L34 81V84H36V85H38L39 84V79H41V78H39L38 76H40L41 77V72L42 71H44V73L42 72V74L44 75H42L43 77H46V78H43L44 79V81H45V79H48V78H50V74H51V71H53L52 73H54L55 75H56V73L59 71V70H57L56 68L54 69V70H56V72H54V70L52 69H45V67L43 66V65H41V64H39V66H43L44 67V69H35L34 68V70H32V68L30 67ZM33 65V64H32ZM49 65V64H48ZM87 65H86V67H87ZM101 65H103L102 63H101ZM139 65V66H138ZM174 65V64H173ZM172 65V66H173ZM12 66V65H11ZM38 66V65H37ZM178 66H180V64L178 65ZM3 66H1V68H2ZM6 67V66H5ZM13 67V66H12ZM17 67V66H16ZM32 67H34V66H32ZM104 67V66H103ZM133 67L131 68L132 70H134L133 69ZM156 67V66H155ZM155 67H152V69H154L155 71L157 70ZM171 67V66H170ZM0 68V70H4L5 68H3V69H1ZM15 68V67H14ZM105 68V67H104ZM147 68H149V69H147ZM166 68V67H165ZM6 69H8V68H6ZM16 69V68H15ZM61 69H64V68H61ZM66 69V68H65ZM64 69V70H65ZM82 69V68H81ZM100 68H98V70H99ZM112 69V68H111ZM151 69V67H149V65H148V67H146V68H144V69H141L143 72H147V70L149 71ZM168 69V68H167ZM166 69V70H167ZM40 70V71H39ZM42 70V71H41ZM46 70V71H45ZM85 70V69H84ZM83 70V71H84ZM86 70H89V67L86 69ZM91 71H92V68L90 69ZM107 70V69H106ZM114 70V69H113ZM134 70V71H135ZM158 70H162L163 71V67H162V69H158ZM188 70V69H187ZM206 70V69H205ZM5 71V70H4ZM7 71V70H6ZM8 71H10V70H8ZM50 73H49V72ZM82 71V72H83ZM115 71V70H114ZM118 71V70H117ZM140 71V70H139ZM142 71H140V73H142ZM151 71H153V70H151ZM47 72V74H48V76H47V74H45ZM61 72V71H60ZM60 72H58L57 73V76H58V74L60 73ZM100 72H102V75L104 76V73L105 72H107L106 74H110L109 73V71H105L104 73H103V70L102 71H100ZM99 72V73H100ZM110 72H111V70H110ZM193 72H194V70H193ZM0 73H2V72H0ZM6 73V72H5ZM4 73V74H5ZM63 73V72H62ZM86 72H83V74H85ZM89 73V72H88ZM98 73V74H99ZM3 74V73H2ZM3 74V75H4ZM54 74H52V76H54ZM76 74L78 75H82V74H80V73H77V71H76ZM145 74V73H144ZM152 74H155V75H157L154 71L153 72H151V75L150 76H153ZM209 74V73H208ZM9 75H10V73H9ZM8 75V76H9ZM60 75V74H59ZM62 75V74H61ZM60 75V76H61ZM88 75V74H87ZM100 75V74H99ZM98 75V76H99ZM155 75L153 76L154 77V81H155ZM191 75H195V73H192V71H191ZM190 75V76H191ZM202 75V74H201ZM214 75V74H213ZM7 76V77H8ZM20 76V77H19ZM59 76V77H60ZM101 76V75H100ZM110 76V75H109ZM119 76V75H118ZM128 76V75H127ZM126 76V77H127ZM130 76H131V78H130ZM129 76V78L130 79H132V74ZM158 76V75H157ZM193 76H191L192 78H193ZM202 76H204V75H202ZM202 76H201V78H202ZM217 76V75H216ZM4 77V76H3ZM48 77V78H47ZM115 77V76H114ZM113 77V78H114ZM134 77V76H133ZM139 77V76H138ZM142 77V76H141ZM149 77V76H148ZM152 77V78H153ZM195 77V76H194ZM215 77V76H214ZM213 77V78H214ZM14 79V80H12V79ZM39 78V79H38ZM78 78V77H77ZM82 78H83V75H82ZM86 78V77H85ZM136 78H137V76H136ZM150 79H147V80H150L149 82L151 83L152 81H151V77H149ZM197 78H200V76H197ZM204 78V77H203ZM208 78V77H207ZM5 79H7V78H5ZM19 79V81H16V80H18ZM91 79V78H90ZM89 79V80H90ZM126 79V78H125ZM194 79V78H193ZM7 80H9V79H7ZM85 80V79H84ZM87 80H88V78H87ZM86 80V81H87ZM88 80V81H89ZM111 80V79H110ZM143 80H145V79H143ZM198 80V79H197ZM204 80H206V79H204ZM5 81V80H4ZM73 82H74V80H72ZM81 81V80H80ZM83 81V80H82ZM90 81H92L91 82V84L92 83H94L93 82V80H90ZM102 82H103V80H101ZM153 81V82H154ZM45 82H47V81H45ZM84 82V81H83ZM96 82V81H95ZM100 82V81H99ZM113 82V81H112ZM126 82V81H125ZM132 82V81H131ZM142 82V81H141ZM141 82H138V83H140L141 84V86L143 85L142 83H147V85L146 86H148L149 87V83H148V81H143L142 83ZM173 82V81H172ZM171 82V83H172ZM4 83V82H3ZM7 83L9 84V82L7 81ZM6 83V84H7ZM17 83H19V84H17ZM51 83H53L52 81H51ZM98 82H96L95 84H97ZM175 83V82H174ZM191 83V82H190ZM189 83V84H190ZM200 83V82H199ZM46 84V83H45ZM48 84H50V83H47L46 85H48ZM85 84V83H84ZM99 84V83H98ZM101 84V83H100ZM112 84V83H111ZM132 84V83H131ZM130 84V85H131ZM166 84V83H165ZM209 84V83H208ZM10 85L12 86V84L10 83ZM16 85H18V86H16ZM40 85V84H39ZM41 85L43 86L44 84L43 83H41ZM40 85V86H41ZM72 85H73V83H72ZM71 85V86H72ZM76 85V84H75ZM74 85V86H75ZM102 85V84H101ZM129 85V86H130ZM160 86H161V83L159 84ZM158 85V86H159ZM167 85V84H166ZM199 85V87H201L202 85H200V84H198ZM197 84L195 85V86H198ZM207 85V84H206ZM32 86H34L35 87V85H32ZM31 86V87H32ZM70 86V87H71ZM77 86V85H76ZM93 86V85H92ZM97 86V85H96ZM93 87V89L95 88V89H97V91H99L100 89H99V85H98V88L97 87ZM102 86H104V88H105V85H102ZM110 85H108V87H109ZM144 86V85H143ZM164 86V85H163ZM172 86V85H171ZM190 86H192V83H191V85ZM204 86H205V83H204ZM27 87H26V89H23L22 87H20V89L19 90H21L22 91V89H23V92H24V90L26 91L27 90ZM147 87V89H149ZM170 87V86H169ZM194 87V86H193ZM30 88V87H29ZM33 88V87H32ZM36 88V87H35ZM73 88V87H72ZM72 88H70V90L72 89ZM100 88H102V87H100ZM103 88V89H104ZM177 88H179V86L177 87ZM205 88V87H204ZM12 89V88H11ZM73 89H76V93L75 94H77L78 93V95H80V93H79V88H78V90H77V88L75 87V88H73ZM102 89V90H103ZM129 89V88H128ZM160 89V88H159ZM158 88H157V90H159ZM165 89V88H164ZM164 89H161V90H163L164 91ZM172 89V88H171ZM166 90V92L167 91H170V93H172V90ZM190 89H192V87H190ZM189 89V90H190ZM12 90H14V87H13V89ZM19 90H17L16 91V93L18 92L19 93ZM36 91H33V93H35V92H37V90L38 89H35ZM101 90V91H102ZM152 90V89H151ZM175 90H177V89H175ZM203 90V88L202 89H199L198 90V99H196L195 101H197V100H199L200 101V103H198L199 104V106L197 105V106H195V107H193V108H191L190 106L188 107H184L183 109L182 108H180V112H184V111H186L185 112V114L186 115H188L187 114V112L189 111V113H191V112H200V113H198L199 115L204 111V113L205 114H208L207 112H205V110H204V108L207 106L206 104H205V106H204V102L206 103V101L204 100V102H203V99H199L200 97H202L203 98V95H202V92L204 91H202ZM28 91H30V89H28L25 93V95L23 96V94H22V92H21V96H23V98H25V99H31L33 96H32V94H30L31 93V91L30 92H28ZM72 91V90H71ZM87 91V90H86ZM178 91H179V89H178ZM191 91V90H190ZM193 92L195 91V93L197 92L196 90H195V87H194V90H192ZM192 91L190 92V94H193L192 93ZM205 91H206V89H205ZM7 92V91H6ZM5 92V93H6ZM88 92V91H87ZM94 92H95V90H94ZM129 92V91H128ZM128 92H126V93H128ZM145 92V91H144ZM143 92V93H144ZM162 92V91H161ZM165 92V91H164ZM174 92V91H173ZM176 92V91H175ZM174 92V93H175ZM189 92V91H188ZM3 93V92H2ZM1 92H0V100H6V99H3L4 97H5V95H4V93L2 94ZM28 93L31 95L29 98H28ZM40 93V91H38L36 94L38 95ZM74 93V92H73ZM129 93H131V94H129ZM128 94H129V98H130V95H132V92L130 91ZM163 93V92H162ZM177 93V92H176ZM208 93V92H207ZM7 94V93H6ZM96 94H98V93H96ZM101 94L103 95L104 93L102 92V93H99L97 96H100L101 97ZM109 95L107 96V99H109V101H111V100H113V99H111L110 100V92L108 93ZM115 94V93H114ZM114 94H112V95H114ZM134 94V93H133ZM169 94V93H168ZM173 94V93H172ZM186 94V93H185ZM185 94L183 95V96H185ZM2 95H4L3 96V98H2ZM12 95V94H11ZM27 95V96H26ZM87 95V97L88 96H90V97H92V98H90V97H88V99L90 98V99H92V100H94L95 98H94V96H91V94L89 95L88 93L86 94ZM111 95V96H112ZM13 96V95H12ZM27 98H26V97ZM39 96H41V93H40V95ZM81 96V95H80ZM96 96V97H97ZM126 96V95H125ZM124 96V97H125ZM128 96V95H127ZM155 96L157 97V95H154L153 94V97H151V98H155ZM183 96H179L178 98H181V97H183ZM213 96V95H212ZM7 97V96H6ZM34 97H36V95L34 94ZM33 97V99H35ZM108 97H110V98H108ZM140 97V96H139ZM9 98V97H8ZM37 98V97H36ZM78 98V97H77ZM81 99H83V101H84V98L81 96L80 97ZM128 98V97H127ZM137 99V97L136 96H134V97H132V99ZM142 98V97H141ZM150 98V97H149ZM213 99V98H212ZM10 100H12V99H10ZM14 100V99H13ZM12 100V101H13ZM32 100V99H31ZM75 100V99H74ZM77 100V99H76ZM125 100H126V97H125ZM148 100V99H147ZM176 100V99H175ZM187 100V99H186ZM189 100V99H188ZM194 100V99H193ZM72 101V100H71ZM90 102H91V100H89ZM107 102H108V100H106ZM127 101V100H126ZM129 101L130 100H128V103H129ZM194 101V102H195ZM208 101V100H207ZM13 102H16V100L15 101H13ZM18 102V101H17ZM79 102H80V100H79ZM86 102V101H85ZM93 102V101H92ZM91 102V103H92ZM95 102V101H94ZM101 102H103V101H101ZM132 102V101H131ZM130 102V103H131ZM133 102H136V100H133ZM132 102V103H133ZM138 102V101H137ZM176 102V101H175ZM183 102V101H182ZM182 102H180L179 101V104H182L183 106H184V104L182 103ZM189 102H192V101H189ZM193 102V103H194ZM198 102V101H197ZM196 102V103H197ZM76 103V102H75ZM81 103H83V102H81ZM89 102H86L85 104H88ZM111 103H112V105H111ZM111 103L109 102V107H103V108H109L110 109V111H108V109H107V112H105L106 113V115H104V114H101L100 112H99V114H97L98 116H97V119L100 121V122H103V124L104 125H101L100 123H99V121L93 116L92 117V113L94 112L95 113V111H93V112H91L92 110V108H93V110L96 108V106L94 105L93 106V104H92V107L90 106V107H88L89 109H90V111H89V113L91 114V116L90 117H92L93 118V120L95 119L96 120V122L98 121V123L99 124H97L95 121H93V123L95 124H97V126H99V127H97V126H95L93 123H92V121L90 122V120H89V115H88V119L86 120L87 122H89V123H86V126H85V124H84V127H87V124H88V126L92 123V125L93 126H89V128H92V127H96L97 129L98 128H100L99 130H100V135L99 136H97V134L99 133H97V130H96V128H95V130H93V129H91L92 131H90L89 129H88V127H87V130L88 131H90V132H93L94 131V133L96 132V136L94 135L93 136V134L94 133H92L91 135H90V132H88L89 133V135H88V140H89V138H91L90 139V141H88V142H90V144L89 145H93L94 143V149L96 148H98V150H99V146H101V144L103 143H106V145H104V146H101L100 148H101V150H102V156L101 157H103V159L101 158L100 160H102V161H104V163L101 165V163H100V167H97V166H95L94 165V167H93V165H90V162H89V166H92L93 168H90V167H87V166H83V168H82V166H80V170H79V165H80V161L78 162V170L80 171V172H77V171H73V167H75V164H73V165H71V166H69L71 169V171H73V172H71V171H69V170H67L66 171V173L64 172V170L65 169H61V167H60V165H59V167H60V172H61V170H63V174H62V176H63V179H64V183L61 185V186H59V187H53V189L56 191L55 192V194H57V196L59 195V196H61L62 194L63 195H65L64 197L66 198L65 200H64V198H63V196L61 197V199L60 200H64V201H66V200H68V197H70V198H72V199H74L75 201H76V206L80 209V211L78 212V214L76 215V220L78 219L77 217L79 216V218L80 217H82V220L84 221V223L83 224H85L86 223V221L85 220H89L90 222H91V225H93V223L95 224H99L100 222L102 223V221L104 220H106V223L108 224V225H112V226H114L115 224H130L132 221H129V220H126V219H128V217H133L132 215L130 216H128L127 215V217L126 218H121L120 216V218L117 216L116 217V215L114 216V215H112V218L110 217V219L108 218L109 217V215L110 214H105L106 216H108L107 218H106V216H105V219H103L102 220V214H98L97 212V214H98V216L97 215H95L93 212V210L92 211H90V207L92 206V204L94 203L95 205H97L98 206V209H99V211L98 212H103V211H128V210H132L134 207H142L143 209L145 208V207H147V208H153L154 206L155 207H157L158 205H162L164 208H165V211L167 212V214H169V219H167V222H169V224H172V223H174V221H181V223H188V222H190V221H194L195 223V226H197V227H205V228H214L215 227V224H216V221H215V217H214V215L216 214V212H217V210H213V209H211V211L210 212H208V211H206V206H205V201H207L208 199H213V193H211V189H212V184H214V183H217V181L218 180H216V182H214V180H212L211 178H212V176H215L216 174H217V172H219V173H222V174H225V175H227V176H229L230 175V170H229V168H226V167H224L223 166V164H221L222 162V159H221V161L219 160L220 158H219V156L221 155V156H223V154L224 153H222L221 151V153H220V155L218 156V155H216L217 154V152L218 151H216V153H215V151H211V150H214V149H216V147H214V148H212V146H210L209 144H207V141L205 140V138H209L210 137V139H213L212 138V136H211V134L210 135H206L204 132H206V131H203L202 129H199V128H197L196 130H198L199 129V131L197 132L196 130H195V132H197V133H194V130H190L189 129V131H185L183 128H177L176 126H174V127H172L174 124H172L171 122H170V124H168L167 123V121H166V118L164 119V118H160V119H158V114H157V116L155 117L156 118V120L154 121V120H152V118L154 117H152V116H150L149 118H150V120L148 121V123L146 124V123H144L145 125H146V134H143L142 133V138L143 139H140L139 137V133L137 134V132H136V135H138V137L136 136V135H134V132H131L130 131V128H131V126L132 125H130L129 126V124H130V121H129V123H124V122H126L127 120L125 119V118H123L124 117V115L122 116V118H123V120L125 119L126 121H122L121 119H119V116H121V115H117V116H115V114H117L118 113V110H119V108L117 109V112L115 111V109L117 108V107H115L114 106V108H113V104H114V102L113 101H111ZM122 103H123V101H122ZM132 103H131V105H132ZM139 103V102H138ZM141 103V102H140ZM139 103V104H140ZM150 103V102H149ZM169 103V100H168V102H167V104ZM208 103V102H207ZM215 103V102H214ZM127 104V102L126 103H124V104H121V106L122 105H126ZM213 104V103H212ZM211 104V105H212ZM78 105H80V104H78ZM84 105V104H83ZM82 105V106H83ZM97 106L99 105L98 103L96 104ZM215 105H216V103H215ZM77 106V105H76ZM100 106V105H99ZM127 106V105H126ZM128 106H130V105H128ZM134 106V105H133ZM132 106V107H133ZM180 106V105H179ZM74 107V106H73ZM84 108L86 107V106H83ZM102 107H97L96 109H98L99 108V110H101V108ZM131 107V106H130ZM181 107V106H180ZM213 107V106H212ZM80 108H82V107H80ZM79 108V109H80ZM112 108H113V110H112ZM207 108V107H206ZM205 108V109H206ZM32 108H30V110H31ZM77 109H78V107H77ZM120 109H123V106H122V108L120 107ZM127 109L128 108H126V111H127ZM135 109V108H134ZM137 109V108H136ZM139 109V108H138ZM155 109H157V107H155V108H153V110H155ZM177 109V108H176ZM208 109V108H207ZM33 110H34V108H33ZM32 110V111H33ZM37 110H39V109H37ZM36 110V111H37ZM47 110V109H46ZM46 110H45V112H46ZM50 110V109H49ZM75 110H76V108H75ZM82 110V109H81ZM85 110V109H84ZM98 110V111H99ZM132 111H133V109H131ZM152 110V111H153ZM178 110V109H177ZM203 110V111H202ZM48 111V110H47ZM80 111V110H79ZM86 111H88L87 109H86ZM97 111V110H96ZM115 113H113V112ZM137 111V110H136ZM207 111V110H206ZM85 112V111H84ZM104 112V111H103ZM111 112H112V120H110L109 119V117H110V115H111ZM121 114H123V111L122 110H120L119 111ZM131 112V111H130ZM158 112H160V111H158ZM215 112V111H214ZM217 112V111H216ZM44 113V112H43ZM43 113H42V116H43ZM107 113L108 114H110L109 115V117L107 118ZM120 113H118V114H120ZM125 113V112H124ZM132 113V112H131ZM138 113V112H137ZM162 113V112H161ZM32 114V113H31ZM30 114V115H31ZM46 114V113H45ZM81 114H82V112H81ZM114 114V115H113ZM130 114V113H129ZM193 114V113H192ZM211 114H212V112H211ZM87 114L85 113V115H81L82 117H83V119L82 118H78V120H85V117H87L86 116ZM125 115H127V113H125ZM194 115V114H193ZM197 115V114H196ZM203 114H201V116H202ZM38 117H40L39 115H37ZM73 116V115H72ZM118 117V119H116L115 117ZM127 116H129V115H127ZM140 116V115H139ZM192 116V115H191ZM37 117V118H38ZM75 117V120H77V118H76V116H74ZM115 119H114V118ZM131 117V116H130ZM130 117H129V119H130ZM145 117V116H144ZM143 117V118H144ZM168 117V116H167ZM172 117V116H171ZM45 117L43 116V119H44ZM46 118H47V116H46ZM132 118V117H131ZM140 118V117H139ZM148 117H146V119H147ZM148 118V119H149ZM38 119H40V118H38ZM47 119H50L49 118V116H48V118ZM137 118H135V120H136ZM41 120V119H40ZM73 120V119H72ZM75 120H74V122L73 123H75ZM77 120V121H78ZM132 120H133V118H132ZM168 120V119H167ZM184 121H183V124H187V126L189 125V124H191L192 123V121L193 120H190V119H186V121H185V119H183ZM188 120V121H187ZM195 120V119H194ZM213 120V119H212ZM218 120V119H217ZM37 121V120H36ZM196 121V120H195ZM105 122V123H104ZM106 122H107V124L109 125V127H107L108 125L106 124ZM111 123V125H110V123ZM133 122V121H132ZM141 122H142V120L140 121V124H141ZM149 122H151V123H149ZM177 122V121H176ZM185 122V123H184ZM189 122V123H188ZM191 122V123H190ZM205 122V121H204ZM207 122H208V120H207ZM222 122V121H221ZM47 123H51V122H47ZM69 123V122H68ZM178 123V122H177ZM176 123V124H177ZM227 123V122H226ZM37 124V123H36ZM42 124V123H41ZM116 124H117V127H116ZM179 124V123H178ZM205 124V123H204ZM74 125H76V124H74ZM106 125V126H105ZM112 125H115V127H111ZM179 125H182V124H179ZM197 125L198 126H202L203 125V123L201 122V123H197ZM211 125V124H210ZM42 126H44V125H42ZM58 126V125H57ZM67 126V125H66ZM65 126V127H66ZM186 126V125H185ZM213 126V125H212ZM216 126V125H215ZM214 126V127H215ZM219 126V125H218ZM35 127V126H34ZM38 127V126H37ZM59 127H61L60 129L58 128V127H56V128H58V131L57 130H52V131H50L49 129H47V130H49L50 132L49 133H45V132H43V133H45V134H47V135H45V136H47L48 138H49V140L52 138V137H57V138H59V135H60V138H61V140L63 141V142H61L60 144H62V145H64V147L65 148H63V150L65 149L66 150V146H67V144H69L68 142H67V144H65L66 143V141L65 140H63L62 138H64L66 135H67V137H68V139H69V135L68 134H72V131L69 129V130H67V127H66V129H64L62 126H59ZM82 127H83V125H82ZM164 127V128H163ZM182 127H184V125H182ZM194 127V128H193ZM195 127L196 126H192L191 128H193V129H195ZM32 128V127H31ZM31 128H29V130H31ZM62 128H63V130H62ZM71 128H73V127H71ZM144 128H145V126H144ZM166 128V129H165ZM216 128V127H215ZM223 128V127H222ZM33 129V128H32ZM34 129H36V128H34ZM46 129V128H45ZM82 129H84V128H82ZM86 129V128H85ZM85 129H84V131H85ZM206 129H207V127H206ZM210 129V128H209ZM225 129H226V127H225ZM39 130V129H38ZM44 130V129H43ZM46 130V131H47ZM73 130V129H72ZM80 130H81V128H80ZM213 130V129H212ZM227 131H228V129H226ZM226 130H225V132H226ZM75 132H76V129L74 130ZM143 131H145V130H143ZM193 132L192 134L190 133V132ZM219 131V130H218ZM230 131H231V129H230ZM229 131V132H230ZM236 131V130H235ZM28 132H30V131H28ZM33 132V131H32ZM31 132V133H32ZM42 132V131H41ZM51 132H52V134H54V132L56 133L57 132V134H58V136H56V134L53 136L52 135V137H50L51 136ZM81 132V131H80ZM210 133H212L211 131H209ZM214 132V131H213ZM224 132V133H225ZM64 133V134H63ZM82 133H84V132H82ZM206 135L205 137H204V134ZM215 133H217V132H215ZM219 133V132H218ZM223 132H222V135H219L218 134V136H220V138H222L223 137V135H226V133L224 134ZM33 134H35V133H33ZM65 135V136H63L62 137V135ZM133 134V135H132ZM191 134V135H190ZM207 134H209L208 133V130H207ZM220 134H221V132H220ZM231 134V133H230ZM229 134V136H231V135H233V134H231L230 135ZM29 135H30V133H29ZM132 135V136H131ZM227 135H228V133H227ZM227 135L225 136V137H227ZM237 135V134H236ZM80 136V135H79ZM133 136H136V137H134V139L135 138H139L140 140H139V142L140 143H137L138 142V140L136 139V141L137 142H135L134 141V139H133ZM207 136H209V137H207ZM222 136V137H221ZM31 137V136H30ZM66 137V138H67ZM74 137V136H73ZM94 137H96V138H98L97 140L94 138ZM213 137H214V135H213ZM39 138V137H38ZM46 138V137H45ZM56 138V139H57ZM65 138V139H66ZM215 138V137H214ZM233 138H235V137H233ZM79 139V138H78ZM81 139V138H80ZM92 139L93 140H95V142L92 144L91 142H92ZM209 139V140H210ZM217 139V138H216ZM228 139H232V137H229ZM41 140V139H40ZM61 140H59V141H61ZM77 140V139H76ZM84 140H86V139H84ZM208 140V139H207ZM233 140V139H232ZM243 140V139H242ZM53 141V142H52ZM59 141L58 142H55L54 140H52L51 139V146H52V144H54L52 147H53V150H54V154H52V155H55V148H56V150H57V147L59 146V150H60V147H63V146H61V145H59ZM64 141H65V143H64ZM68 141V140H67ZM70 141V140H69ZM214 141V140H213ZM220 141V140H219ZM227 140H226V138H225V141L222 139L221 140V143L222 142H224V143H222V145H225V142H226ZM228 142H230V141H228ZM55 143H57V147H56V144ZM75 143V142H74ZM78 143H79V145H78ZM78 143H75V144H77L82 150H84L83 149V146L80 144V141L78 142ZM87 143V142H86ZM219 143V142H218ZM71 144H73V143H70V145ZM227 144V143H226ZM243 144V143H242ZM12 145V144H11ZM19 145H21V144H19ZM29 145V144H28ZM66 145V146H65ZM89 145H88V147H89ZM98 145V146H97ZM216 145H217V143H216ZM27 146V145H26ZM74 146V145H73ZM76 146V145H75ZM74 146V149L76 150L77 148H78V146L77 147H75ZM97 146V147H96ZM218 146V145H217ZM230 146V145H229ZM232 146H233V144H232ZM16 147H17V145H16ZM21 147V146H20ZM23 147V146H22ZM30 146H28V148H29ZM48 147V146H47ZM55 147V148H54ZM71 147V146H70ZM208 147H209V150H207L208 149ZM231 147V146H230ZM229 147V148H230ZM14 148V147H13ZM12 148V149H13ZM19 148V147H18ZM26 148V147H25ZM50 148V147H49ZM73 147H71V149H72ZM236 148V147H235ZM16 149V148H15ZM218 149V148H217ZM240 149V148H239ZM1 150H2V146H1ZM0 150V151H1ZM22 150V149H21ZM28 150V149H27ZM67 150H70V148L69 149H67ZM194 150H196V151H194ZM229 150V149H228ZM3 151V150H2ZM18 151V150H17ZM52 150H50V152H51ZM58 151V150H57ZM62 151V150H61ZM73 151V150H72ZM71 151V152H72ZM77 151H79V148H78V150H76V152H73L74 154L76 153V155H77ZM200 151V152H199ZM20 152H25L24 150L23 151H20ZM43 152V151H42ZM85 152V151H84ZM110 152H111V154L113 155V159H112V161H111V159H109L108 158V160L109 161H106V157H108V155H110ZM120 152H121V154H120ZM122 152H125V154L127 153V154H129V155H124L125 157H130V159L127 157L126 158V160H128L129 159V161L127 162V161H124V160H121V159H119L118 157H121V158H123L124 159V157H122V155L124 154H122ZM26 153V152H25ZM41 153V152H40ZM52 153H53V151H52ZM80 153V152H79ZM89 153V152H88ZM18 154V153H17ZM44 153H42V155H43ZM47 154V153H46ZM60 155L62 154V152L61 153H59ZM74 154H73V156H74ZM24 155V154H23ZM41 155V156H42ZM56 155H57V153H56ZM72 155V153H70V156ZM89 154H87V156H88ZM91 156H92V154H90ZM120 155V156H119ZM229 155V154H228ZM2 156V155H1ZM0 156V157H1ZM27 156V155H26ZM26 156L24 157L25 159H27L26 158ZM59 156V155H58ZM57 156V157H58ZM218 156V157H217ZM3 157V156H2ZM76 157V156H75ZM81 157H83L84 158V156L83 155H81ZM93 157H95V156H93ZM91 158L90 156H88V158L87 159H89V158H91L92 160L93 159H95V158ZM96 157H99V156H96ZM232 157V156H231ZM234 157H235V155H234ZM236 157H238V156H236ZM59 158V157H58ZM58 158L56 159V161L58 162ZM70 158V157H69ZM76 158H78V157H76ZM100 158V157H99ZM225 158V157H224ZM24 159V162L26 161ZM75 159V158H74ZM85 159V158H84ZM210 159V160H209ZM227 159V158H226ZM39 161H40V159H38ZM46 160H47V158H46ZM60 162H61V157H60ZM70 161H74L73 160V157H71L70 159H69ZM76 160V161H77ZM229 160H232V159H229ZM229 160H223V161H228V163L230 162ZM235 160V159H234ZM45 161V160H44ZM55 161V163H57ZM76 161H74L75 163H77ZM85 161L87 162V160L85 159ZM237 161V160H236ZM1 162H2V160H1ZM29 162V161H28ZM28 162L27 163H25V164H28ZM45 162H47V163H49L48 161H45ZM59 162V163H60ZM110 162V163H109ZM3 163V162H2ZM1 163V164H2ZM40 163H44L43 162V160L40 162ZM62 163H63V160H62ZM69 163V162H68ZM88 163V162H87ZM205 163H207V166L209 165V167L211 166V168H209V169H206L205 168ZM234 163V162H233ZM3 164H5V163H3ZM11 164V163H10ZM30 164H31V162H30ZM33 164V163H32ZM72 164V163H71ZM238 164V163H237ZM12 165V164H11ZM41 165V164H40ZM48 165V164H47ZM50 165V164H49ZM58 165V164H57ZM88 165V164H87ZM236 164H234V166H235ZM8 166V165H7ZM10 166V165H9ZM28 166V165H27ZM73 166V167H72ZM58 167V168H59ZM77 167V166H76ZM232 167V166H231ZM14 168H15V166H14ZM82 168V169H81ZM232 170H233V168H232ZM59 171V170H58ZM57 171V172H58ZM48 173V172H47ZM46 173V174H47ZM50 173V174H49ZM47 175H51L52 173L51 172H49ZM59 173V172H58ZM65 173V174H64ZM233 173V172H232ZM60 174V173H59ZM61 174H60V176H61ZM161 174L163 175V174H165V176L167 177V178H163V179H161L160 178V176H161ZM52 177H54L53 175H51ZM61 176V177H62ZM218 177V176H217ZM214 179V178H213ZM229 179V178H228ZM77 181V182H76ZM71 182V183H70ZM78 182H80V183H78ZM78 183V184H77ZM42 185V184H41ZM40 184H39V187L41 186ZM216 185V184H215ZM45 186V185H44ZM43 186V187H44ZM47 187V186H46ZM175 187V188H174ZM42 188V187H41ZM49 188H51V187H47L46 189H49ZM43 189H45V187L43 188ZM45 189V190H46ZM52 190V189H51ZM69 190H72L73 191V193H71V191H69ZM38 191V190H37ZM41 191H43V190H41ZM49 193V192H48ZM240 193V192H239ZM82 195H84V196H82ZM225 195V194H224ZM224 195L223 196H219L218 198L219 199H221L222 197H224ZM242 195V194H241ZM67 196V197H66ZM228 196V195H227ZM240 196V195H239ZM53 198V200L55 201V200H57L56 198L54 199V197H50V199H52ZM63 198V199H62ZM230 198V197H229ZM50 199H49V201H50ZM217 199V198H216ZM218 199V200H219ZM238 199V198H237ZM52 200V201H53ZM60 200H58V201H60ZM71 200V199H70ZM43 201H45V200H43ZM48 201V202H49ZM58 201H55V203L54 202H52L51 203V201H50V204H47L48 206H50L51 204H54L53 206H55V204H56V202H57V204L58 203H60V204H58V206L60 205L61 206V204H62V201H60V202H58ZM213 201H215V200H213ZM238 200H236L235 202H237ZM67 202H69V200L68 201H66V202H64L65 203V205L67 204ZM97 202H98V204H97ZM218 202V201H217ZM42 203H44V202H42ZM64 203H63V205H64ZM70 203V202H69ZM71 203H72V201H71ZM211 203V202H210ZM216 203V202H215ZM56 204V205H57ZM16 205V204H15ZM42 205V204H41ZM45 205V204H44ZM210 205V204H209ZM235 205H237V204H235ZM46 206V205H45ZM52 206V207H53ZM84 206H89V207H86V208H84ZM47 207V206H46ZM51 207V206H50ZM56 207V206H55ZM39 208H40V206H39ZM44 208V207H43ZM91 208H93V207H91ZM42 209V208H41ZM29 210V209H28ZM35 210V209H34ZM71 210V209H70ZM86 210H88V211H86ZM95 210V209H94ZM148 209H146V211H147ZM144 211H145V209H144ZM17 212V211H16ZM23 212V211H22ZM31 213H32V211H30ZM215 212V213H214ZM243 212H245L244 210H243ZM34 213H36V211L34 212ZM246 214H245V216H248L249 217V221H247L248 222V228L247 229H244V231H241V232H239L238 233V237H236L237 239H238V242L239 241H242V239L244 238V237H241V236H243L244 234H245V232H246V230H247V232H248V229H249V231H250V233H248V238L247 239H250V241L248 240H246V238L245 239H243V241L244 240H246L245 242H239L241 245L243 244H245L246 242L247 243H249V242H251V240H254V239H252L253 237H255V236H253L252 235V228H254V227H256L255 226V222H257V220L255 221V222H252L253 220V214H252V212H248V211H246L245 212ZM21 214V213H20ZM19 214V215H20ZM24 214H26V213H24ZM58 214V213H57ZM64 214V213H63ZM92 214H94V216L96 217L95 219H96V221L97 222H99V223H97L96 221H95V219H94V216L92 215ZM18 215V214H17ZM16 215V216H17ZM101 215V216H100ZM93 216V217H92ZM111 216V215H110ZM258 216V215H257ZM101 217V218H100ZM116 217V218H115ZM193 217V218H192ZM231 217H233V216H231L230 215V217H228V218H231ZM93 218V219H92ZM101 219L100 221L98 220V219ZM108 219V220H107ZM82 221L81 219H78V222L76 223V222H70V223H74L73 225H77L79 228L80 227H82L81 225H79L80 224V221ZM94 220V221H93ZM149 220V219H148ZM228 220V219H227ZM244 218L243 219H241V220H239V221H237V220H233L230 224H231V226H233V225H238V224H242L243 225V223H244ZM259 220V219H258ZM74 221V220H73ZM135 220H133V222H134ZM151 221V220H150ZM246 221V220H245ZM142 222H144V221H142ZM146 222V221H145ZM152 222H154V221H152ZM258 222H260V221H258ZM67 223H69V221L67 222ZM69 223V224H70ZM100 223V224H101ZM147 223V222H146ZM150 223V222H149ZM260 223H262V222H260ZM260 223H257V224H260ZM64 224V223H63ZM90 224V223H89ZM95 224V225H96ZM137 225H138V223H136ZM157 224V223H156ZM175 224V223H174ZM256 224V225H257ZM85 225H87V224H85ZM91 225H88L89 227H91ZM164 225V224H163ZM176 225V224H175ZM261 225V224H260ZM50 226V225H49ZM77 226H74V228H72V229H75ZM88 226H86L87 228H88ZM94 226V225H93ZM119 226V225H118ZM171 226V225H170ZM177 226V225H176ZM263 226V225H262ZM261 226V227H262ZM73 227V226H72ZM78 227L76 228V229H78ZM159 227V226H158ZM161 227V226H160ZM219 227V226H218ZM257 227H259V229H260V226H258L257 225ZM39 228V227H38ZM66 228V227H65ZM64 228V229H65ZM147 228H149V226L147 227V226H145V228H142L143 230H145V229H147ZM244 228V227H243ZM243 228H242V230H243ZM69 228H67V230H68ZM75 229V230H76ZM141 229V228H140ZM141 229V230H142ZM155 228H153L152 230H154ZM161 229V228H160ZM195 229V228H194ZM74 230V231H75ZM79 230H81V229H79ZM137 230H139L138 228H137ZM136 229L134 230V231H137ZM173 230V229H172ZM190 230V229H189ZM254 230H256L257 231V228L256 229H254ZM261 231L259 232V230H258V234H262V237L264 238V232H262V230H264V228L263 229H260ZM69 231V230H68ZM74 231H71L70 230V232H74ZM151 231V230H150ZM174 231H175V229H174ZM207 231V230H206ZM224 231V230H223ZM81 232V231H80ZM127 232V231H126ZM132 232V231H131ZM139 232H141L140 230H139ZM146 232V231H145ZM168 232V231H167ZM169 232H171V235H173L174 234V232H172L171 230L169 231ZM178 232V231H177ZM182 232V231H181ZM191 232V231H190ZM243 232H244V234H243ZM246 232V233H247ZM262 232V233H261ZM66 233V232H65ZM123 233H125V231L124 232H119L118 233V235L119 234H123ZM133 233V232H132ZM221 233V232H220ZM240 233H242L241 234V236H240ZM68 234V233H67ZM81 234V233H80ZM128 234V233H127ZM155 234V233H154ZM181 234V233H180ZM184 234H186V233H184ZM184 234H181L182 235V237L184 236ZM230 234V233H229ZM257 234V235H258ZM48 235V234H47ZM63 235V234H62ZM134 235H135V233H134ZM147 236H148V234H146ZM145 235V238L147 237ZM153 235V234H152ZM164 236L165 235H167L166 237H164L165 239V242H163L164 240H162L163 239V237H161V242H158V244H157V246L159 247V248H157L156 247V249L155 250H159L160 251V253H164V254H161V255H163V257H164V255H166L167 254V252H168V254L170 255V254H174V252H176L175 254H177V252L179 251L178 250V248H176V246L177 245H182V243H179L180 242V237H174L173 236V238L175 239L176 238V240L177 239H179V240H177V245L175 244V242H174V246H175V250H174V248L171 246L172 244H173V241L171 242L170 241V234L168 235V234H163ZM247 235V234H246ZM256 235V237H258ZM259 235V236H260ZM75 236V235H74ZM73 236V237H74ZM111 236V235H110ZM122 236V235H121ZM121 236L119 237H117V239L118 238H121ZM128 236V235H127ZM124 237V239H123V237H122V241L124 242V240L126 239V238H128V237ZM139 236H143V235H139ZM139 236H136L135 238H138ZM176 236H178V235H176ZM245 236V235H244ZM251 238H250V237ZM45 237V236H44ZM47 237V236H46ZM50 237V236H49ZM149 237H150V239H151V235H149ZM149 237H148V240H150L149 239ZM196 237V236H195ZM228 237V236H227ZM239 237L241 238V239H239ZM255 237V238H256ZM41 239H44L43 237H42V235H41V237H40ZM71 238V237H70ZM143 238L144 237H142L141 239H140V237L137 239V240H135L134 238H133V241L131 242V243H133V245L135 244V241L137 242V243H139V244H137L138 246V248L137 249H139V246H140V249L139 250H141V253H142V251H143V253L145 252V251H147V253L149 254V253H151L152 252V250L151 249H154L153 247L150 249V247H149V245L150 244H148L147 245V238L145 239V240H143ZM167 238V239H166ZM261 238V237H260ZM21 239V238H20ZM46 239V238H45ZM49 239V238H48ZM65 239V238H64ZM64 239H61V240H64ZM105 239V238H104ZM169 239V240H168ZM172 239V238H171ZM174 239H172V240H174ZM195 239V238H194ZM193 239V240H194ZM229 239H230V237H229ZM256 239H258V238H256ZM262 239V238H261ZM261 239L259 240V241H261ZM50 240V239H49ZM53 240V239H52ZM51 240V241H52ZM97 240V239H96ZM102 240V242H101V244L100 243H98V245L100 244L101 246H103V242H104V240L103 239H101ZM100 239H99V241H101ZM115 240V239H114ZM114 240H112V241H114ZM135 240V241H134ZM167 240V241H166ZM225 240L226 239H224V242H225ZM94 241V240H93ZM140 241H143L142 243L140 242ZM171 242L169 245H170V247L171 248H173V250L171 249V250H168V247H166V246H168V245H166L165 246V244L167 243V242ZM179 241V242H178ZM226 241H229V240H226ZM233 241V240H232ZM235 241H237L236 239H235ZM41 242H44V241H41ZM45 242H47V241H45ZM61 242V241H60ZM119 242L121 243V239H119ZM193 242L194 241H192L191 243L193 244ZM224 242H223V244H224ZM258 241L256 240V244H259V243H257ZM262 242V241H261ZM263 242H264V240H263ZM77 243V242H76ZM76 243H74V244H76ZM97 243V242H96ZM117 243V246H120V245H118V241L116 242ZM115 243V244H116ZM119 243V244H120ZM128 243V242H127ZM130 243V244H131ZM141 243V244H140ZM160 243V244H159ZM162 243H164V246L163 245H161ZM191 243H190V246H191ZM234 243H236V242H234ZM233 243V246H234V248L236 247L237 248V250L235 249V251L237 252L239 249V252H241L242 250H244L243 248H244V246L246 245H242V248H240L241 246H240V244H239V246H238V243L235 245ZM43 244V243H42ZM73 244V245H74ZM93 244V243H92ZM114 245V242H112L111 243V245ZM124 244H126V242H124V243H122L121 244V247H124L125 248V251L124 252H126V248H129L130 249V247H127V244L125 245V246H123ZM144 244V245H143ZM145 244L148 246H146V250H145ZM252 244V243H251ZM45 244H43L42 246H44ZM51 245V244H50ZM59 245V244H58ZM58 245H55V246H53V245H51V247L53 248V249H55V247L56 246H58ZM72 245V246H73ZM95 245V244H94ZM132 245V246H133ZM263 245V243H260L259 244V246H262ZM32 246V245H31ZM39 246H40V244H39ZM47 246V245H46ZM48 246H49V244H48ZM62 246H64V245H62ZM65 246H68V248H69V245H65ZM64 246V247H65ZM88 246H89V244H88ZM101 246H100V249H101ZM128 246H129V244H128ZM141 246H144V247H141ZM163 246V247H162ZM188 246H189V244H188ZM189 246V248H191ZM233 246H232V248L230 249V247H229V250H232V249H234L233 248ZM248 246V245H247ZM249 246H251V245H249ZM51 247H48V248H51ZM64 247H62V249L64 248ZM70 247H71V245H70ZM94 247H96V245L94 246ZM161 247L163 248V249H161ZM167 248V249H164V248ZM42 248V247H41ZM44 248H47V247H44ZM43 248V249H44ZM51 248V249H52ZM133 248H136V245L135 246H133ZM147 248H149L148 250H147ZM215 248V247H214ZM239 248V249H238ZM246 248V247H245ZM248 248V247H247ZM246 248V249H247ZM257 248H259V247H257ZM261 248V247H260ZM264 248V247H263ZM40 249V248H39ZM65 249V248H64ZM86 249H88L87 247H86ZM86 249H85V252H86ZM100 249H97L96 250V248L94 249L96 252H94V254H98V250H100ZM113 250H114V257H112L113 256V252H112V250H111V253L109 254L110 256H111V254H112V256L111 257H108L109 259L108 260H106V262L108 261V264H112V262L113 261H111V263H110V260L111 259H115L116 257L119 259V261L117 260V258L115 259V260H117L119 263H116V264H121V260H124V258H126V256H131V254H133L134 256H135V253L133 252H131V249L128 251L127 250V253L129 252V254L128 255H126L127 253H124L123 252V249L122 248H118V247H115V248H112ZM116 249H119V251L120 250H122V252L120 251V253H121V255H120V253L118 252V254H119V256H117V252L115 251ZM143 249V250H142ZM180 249V248H179ZM242 249V250H241ZM35 250H37V249H35ZM41 250V249H40ZM39 250V251H40ZM89 250H90V248H89ZM139 250H137V252H138V254H140L139 252ZM145 250V251H144ZM154 250V251H155ZM157 250V251H158ZM166 251V253L165 252H162V251ZM193 250L192 248L191 249H188L187 251H189V252H191V251ZM263 250V249H262ZM45 251V250H44ZM134 251L136 252V250L134 249ZM148 251H150V252H148ZM159 251H158V255H156L155 254V256H157V257H155L154 256V258H155V260L153 259V256H151L152 257V259L154 260V262L156 263H158L159 261H158V259H159V255H160V253H159ZM171 251V252H170ZM245 252H246V250H244ZM244 251H242L241 252V254L243 255V256H240V254L238 255L236 252H234V250H233V252L231 253V255L233 256H231V258H233L234 259V261L233 262H235V264H238V262H240L239 264H241V262L243 261L242 259V261L240 260H236L235 261V259H238L239 257L240 258H242V257H244L243 259H244V263L245 264H252V262L254 261V259L252 260L251 258H250V256L251 255H253V253H251V255H248V256H246V255H244L243 254V252ZM33 252V251H32ZM35 252V251H34ZM33 252V253H34ZM41 252H42V250H41ZM63 252V251H62ZM90 253H91V251H89ZM92 252V253H93ZM156 252V251H155ZM143 253L142 254H140V256L137 254V256L139 257V259L141 258L142 259V255H143ZM146 253V252H145ZM145 253H144V257H146L148 254L146 253V256H145ZM236 253V255H235V257H234V254ZM249 253V252H248ZM259 253H263V252H259ZM28 254H30V253H28ZM40 254V253H39ZM55 254H57V253H55ZM55 254L53 255V256H55ZM58 254H60L59 253V251H58ZM153 254H154V252H153ZM168 254L166 255L167 256V258L169 257L170 258V260L172 259V258H174V257H172L173 255H171V257L170 256H168ZM211 254V253H210ZM31 255V254H30ZM38 255V254H37ZM108 255V254H107ZM106 255V256H107ZM124 255H125V257H124ZM150 255V254H149ZM148 255V256H149ZM152 255V254H151ZM186 255H188V252H187V254ZM186 255H185V257H186ZM230 255V254H229ZM228 255V256H229ZM260 255V254H259ZM35 256V255H34ZM59 256V255H58ZM116 256V257H115ZM120 256L121 257H123V259H120ZM136 256V257H137ZM165 256V257H166ZM174 256H176V255H174ZM213 256V253H212V255H211V257ZM237 256H238V258H237ZM31 257V256H30ZM66 257V256H65ZM65 257H64V259H65ZM85 257V256H84ZM84 257H82V259L84 260V259H86V258H84ZM88 257V259H92L93 257H92V255H91V257L92 258H90V256H87ZM137 257V258H138ZM165 257L163 258L164 260H167V259H165ZM257 257V259H258V256H256ZM262 258H264V255H262L261 256ZM53 258V257H52ZM52 258L49 260L48 259V261H52ZM61 258V257H60ZM81 258V257H80ZM95 258V257H94ZM93 258V259H94ZM111 258V259H110ZM129 258V257H128ZM156 258H157V260H156ZM161 259H162V257H160ZM216 258V257H215ZM239 258V259H240ZM55 259H56V256H55ZM79 259V258H78ZM88 259H86V260H84L83 262H86L87 263V260ZM93 259H92V261H93ZM98 259V258H97ZM147 259L149 260V261H152V263H154L153 262V260L150 258V256L149 257H147ZM162 259V260H163ZM54 260V259H53ZM61 260H63V258H61ZM79 260H81V259H79ZM114 260V261H115ZM160 260V259H159ZM229 260H231V259H229ZM228 260V261H229ZM259 260H261V259H259ZM45 261V260H44ZM47 261V260H46ZM70 261H72V259L70 260ZM89 261H91V260H89ZM92 261L90 262V263H92ZM59 262V261H58ZM60 262H62V261H60ZM64 262V261H63ZM80 262V261H79ZM105 261L103 262L104 264H107ZM139 262V261H138ZM146 262V261H145ZM231 261H229V263H230ZM233 262H232V264H233ZM46 264H47V262H45ZM68 263H70V262H67V264ZM90 263H88V264H90ZM102 262L100 263V264H103ZM140 264H141V262H139ZM213 263V262H212ZM261 264H262V262H260ZM259 263V264H260ZM42 264H44V262L42 263ZM50 264V263H49ZM60 264V263H59ZM80 264V263H79ZM85 264V263H84ZM122 264H124V261L122 262ZM126 264H128V263H126ZM187 264V263H186ZM215 264V263H214ZM243 264V263H242Z\"/></svg>", "mask_w": 264, "mask_h": 264}]
</instances>
